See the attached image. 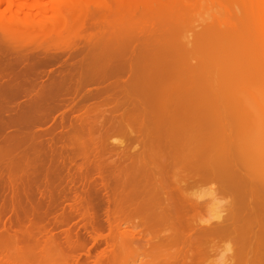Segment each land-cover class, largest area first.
I'll return each mask as SVG.
<instances>
[{"label": "bare ground", "instance_id": "6f19581e", "mask_svg": "<svg viewBox=\"0 0 264 264\" xmlns=\"http://www.w3.org/2000/svg\"><path fill=\"white\" fill-rule=\"evenodd\" d=\"M26 1L27 0H0V5L1 4L2 5L3 4L5 5V6H3L2 9L0 7V18L2 20H4L5 17H6L5 15H7L6 14L7 11L10 12L11 14H13V16H14V12L16 13V12H19L20 10H23V11H20V13H22V15H23V13H24V15H26V14H28L27 11H30V9H29L30 7L33 8V9L36 7V9H37V15L40 14L39 16L40 17H43V21L45 19V16H47L46 11H48V13L50 12L51 13L50 16L48 18H46V19H48L51 24H54L53 26H56V24L58 25L60 23L61 19L63 20L65 18V17L62 18V16L64 15L63 14V12H64L63 11L64 10L63 5L62 6H60V5L61 4H64V1L66 3V6L69 4V3L66 2V1L69 2V0H58V1L55 0V2H51L49 6H46L45 5V2H43L42 0H38V1L35 0V4L33 2L34 0H31L33 2V4H32V2H30V0L27 1V2ZM28 2H30L31 4L28 3ZM152 2L153 1H151V2L149 1L150 4L149 3H147V4L151 5ZM158 2H160V1H158ZM243 2L244 3H247L251 7L256 6V10L255 11L252 10V12L255 15L256 19L258 20V22L261 24V26L263 25V27H261V29L263 28V30H264V0H244ZM153 3H155V1ZM244 3H243V5H244ZM102 4L105 5V6H107L106 3H102ZM169 4H168V7H169ZM27 7H29L28 8L29 10L27 9ZM23 8H25L27 10L26 11L27 13L24 12L25 10ZM172 8L173 7L170 6L169 9H172ZM166 9H167V5H166ZM169 9L166 10L167 11L166 13H167V16L169 15V17L171 18V15L168 13V10ZM30 12H32V9H31ZM242 12L240 11L239 13H242ZM246 13L247 12L244 11V15L243 16H248L250 18L253 16V15H251V16L250 15H247ZM18 14H16V15H18ZM163 14L166 16V14L164 12H163ZM234 15H235L234 16L235 19L238 18L237 14H234ZM10 16H12V15H10ZM30 16H33V14H31ZM35 16L36 15H34V17ZM151 16L149 15L146 18H148V17L150 18ZM8 17L5 19L6 20L5 23L8 22V21H10V20H8ZM28 17H29V15H27L26 18L28 19ZM10 18H12V17H10ZM115 18L117 19L118 17H115ZM240 18H242V17H240V14H239V19ZM250 18H247V19H250ZM20 19H22V18H20ZM20 19H18V21ZM153 19H155L157 21L156 17L153 18ZM171 19L173 20V22L175 20H177V19L174 20L173 17ZM242 19H244V18H242ZM242 19L240 21H242ZM252 19H255V18H252ZM2 20H1V23H4V22H2ZM13 20L14 21L16 20L15 17H13L12 21ZM133 21H134V23H136L139 20L136 21V19H133ZM133 21H131V22H133ZM180 21H181V19H180ZM19 22H23V21L20 20ZM69 22L70 21H68V23ZM148 22H149V20H148ZM5 23H4V25L3 24H0V27L1 26L4 27L5 26ZM23 23L26 24V22H23ZM63 23H64V21H63ZM63 23H61V26H64ZM174 23H176V21ZM242 23L246 24L243 21H242ZM252 23L250 22V25ZM12 24H15V23H11V25H9L10 26L9 27L8 26V23H6V25L8 26L9 31H8V29L6 27H4V30L2 29L3 31H0V33L2 34L0 36V38H1V41H0V59H1V61L0 62H2V60L5 59L4 57H7L9 59L8 56H10V59L11 58L14 59V60L12 59L11 61H13V62L15 61L14 63L9 61L10 63H12V64H10L11 66L9 65V68L12 69V67H13V69L10 70V72H12V74L8 72L9 71V68L2 67L3 66L2 65L3 63L0 66V69H1V67L3 68V70H4V68H5V70L8 69L7 72H4L3 70L2 71L0 70L1 71L0 72L1 73L0 74V88H2V89H0V93L1 94L6 93L8 91L7 89H9L10 87L7 88V86H12V87L15 86V88H13V90H15L16 88L19 89V88H23L24 86H26V87L23 88L26 91L27 90L26 88L29 87V84L27 85L26 82H28V81H25L24 82V80H26V79L29 78L28 77V74L30 75L31 72H34L35 71L34 70L35 68H32L33 71H31V72L29 71L30 70V68H29L30 67V63L33 60H36L37 61V58L36 59L35 58L32 59L34 57V54L32 53L33 54L32 55V54H30L31 52H29V50L31 49V48H29V46H30L29 43H26V44L24 43L23 44L24 45L23 47L25 48V50L27 49V52H29L30 55H32V57H31V60L32 61L29 60L30 59V55L29 54H26L27 52L26 53H22V54H19L18 51H17V53H15L16 51L14 52V49L15 48L17 50H20L19 46H17V45H22L21 43L18 44V42L20 41V39H22V41H23V38L26 37L27 40H30L31 39V42L29 41L30 43H33V41H35V45H39L37 47L35 45H33L35 47H32V48H35V50H36V48L40 47V45H41V44H38V42H41V40L40 41H38V40L42 36V34L40 36V33H42V32L40 31L41 29H39V25L35 26V24L34 25H31L30 24L31 29L28 28V27L26 29V27H25L26 25L25 24H22V26L25 25L24 27H25L26 30L25 29L20 30L21 29L20 28V25L21 24L19 25L18 23H16V24H18V28H17V25H16L15 28H13L14 26ZM39 24H40V22H39ZM70 24H73V23L70 22ZM70 24L67 25V23H66L67 28H68V26L71 27ZM244 24H242L240 26L242 27ZM112 25H113V23H111V26L110 27H112ZM117 25L119 27V24H117ZM247 25H248V28H246L247 26L244 27L245 28L244 30H247L248 29L245 32H239L240 30L237 31L239 29L238 27H240V26H238L237 27L238 28L237 30H235V29L234 30H230L227 33L225 32L226 34L224 33L223 35H222V32L220 33L221 30H219V29L214 30L213 29L215 32L218 31V33L220 34V37H223V39L219 37V34L218 33H216L218 35V38L213 35L214 33L204 32L205 33L204 34L203 31H207V29H203V31H199V32H202L203 33L201 35V37H200V34L201 33L198 32L199 33V35H198V33L196 32L197 36L195 34V37L197 39H198V37H200V40L198 39L200 42L199 43H196L197 40L195 39L194 41H196V42L195 43H192L193 46H194V44H196L195 48L198 46V49H195L194 50L197 53V54H195L196 56L194 55V58L192 56V59L190 60V62H194L193 65L190 64L189 62H187L186 60H184L185 57H184L183 60H182V58L181 59H178L179 58L178 56H180L181 53L178 52L179 50L177 48L175 49L176 51L174 50V46L171 43V41H170V43H171V46L172 47H170V43H169V40H168V44L169 45L168 44L167 45H168V47L170 49V50L168 49L170 51V53H168L166 51L167 49H165L164 51L167 54L166 55L165 54L163 55V53H165V52L163 50H161L162 48L160 49V53L164 57L166 56L165 57L166 59H167V56H168V59L167 60H169L170 58H171V60H169V62H166V63L163 62V65L160 64V66H161L160 67V66H157L156 63H160V62H162V60L159 59L160 62H157V61L155 62L154 60H155V56L156 55L155 56L153 55L154 56L153 57V59H154L153 61L155 62V64H154V62L152 60L148 61L149 63L150 62L153 63V65H151V67L152 66L153 67L150 68V70L153 69L151 71V73H150L149 68L148 69L145 68L146 70L145 69H141V70L135 72L134 70L138 66H135V64H133L132 62L137 63V61H136L137 57H136L135 61H132L133 58L130 61V57H132V55L130 53H129L130 56L128 55V53H127V55L129 56V61L132 63V65H131V63H129V61L127 62L128 63L127 65H131V68H132V66H134L135 68L133 67L134 70H132L134 72H132L131 70H130L131 72H129V70L127 71V70H120V69H118V70H120L119 72L122 71V73H119V72H117L118 70L116 68L115 69L113 68L114 67V64H111V65H113V67H108V63L106 62V59H108V58L106 57L107 55H105V53H104L105 51H101V52H103V54H102L101 57L97 56V54H95L94 52H92V56H90V57H94V55H96L97 56V59H98V57L100 59H102V58H104L103 55H105V58L106 59L104 58L105 60H103V64L105 66L102 65L104 68H102L100 70H96V68L99 65L98 64L96 65V63H93L94 61L92 62L93 63L92 64L91 61L88 60V59H90V58H88L89 57L88 56L87 57L88 58L87 60L89 61V64L92 65L93 69H92V67H91V69H89L85 65L84 67H86V70H84L85 68L83 69V67H82V70H84L85 72L84 71L81 72V74L79 75V77H77V79H75V80L74 79L72 80L71 77L70 78H67L68 80H65L66 78L63 77V76H66L67 77L68 75H71L72 74V73L71 74H68L69 72H72V70L69 69V67H68V69L70 71L66 72L67 75H63V76L61 75L63 78L61 76H58L59 73L57 75H53L54 72H55V70L53 69L54 72H53L52 76H54V77L58 76L57 78H62L61 81H62V84H64L63 86H65V88H66V92H71L72 93V90H73V92L75 90L74 94L75 93L76 94H79L78 92H81V93L83 92L85 94L84 98L86 100L89 99V98H93L96 101V102H92V104L85 101L86 104L84 103V104H81V105L77 106V110H79V112H80V110H82V111L80 113L77 112V115L75 116V118L72 117L74 119V121L72 120L73 122L70 121V124L67 123L68 124L67 125L68 127H69V125L71 126L70 127L71 129L68 128L71 131L70 130L67 131V129L65 127L64 129H65V131H67L65 134H64L65 131L63 133H61L62 131L59 133L61 136L59 134H57V137H59V136L60 137H63V138H60L59 137L60 140H62V139L63 140H62V143L61 144L58 142V144H59L58 147L59 148H57V149L60 150L61 153H62V151L69 150L70 148H73L74 151H75V149L78 150L80 148L79 151L84 156L83 152L85 153L86 149H90L92 147L93 148L92 149L93 151H94V149H96L94 152H96V151H98L100 149V151L102 152L101 153V156H103L102 154L103 153L105 154V151H107V150H105V151L103 150L106 147V145L103 144L105 142L103 140L104 139L103 137L111 134L110 132H112V133L119 132V133L124 134V136H128V138L126 139V140H128V145H126V147H123L122 150H120V149L118 150L120 152V154H121L120 156L121 157L123 156L121 158L118 155L119 158H120L119 160H121L122 162H125V160H127V163H125V164L123 163V166H121L122 163H120V165L119 164L118 165L116 164L117 165L116 168H115V165H112V166H114L112 168H110V166H109V168H110L109 169V171H110V174L109 175L111 177L110 178V177H108L109 176L108 174H107L108 176L105 175L106 173H109V172H107L108 171L107 170L108 169V164L106 166L107 168H105L107 171H105V169L103 168L105 165L103 166V164L102 165L100 164V163H104L103 162L104 160L102 162H100V159H99V157H100L99 153L100 152L99 153L96 152V154L98 153V157H96V158L100 162L99 164L98 163L95 164L96 167L99 166L97 168L95 166L92 167L93 164L92 165L89 164L91 166V168L90 167H87V168L86 167H83V166H86L85 165L86 163H84L83 161L86 159L85 162H87L90 159V156L89 155L86 156V158L84 157L85 159H83V161H81L82 163L79 164L77 167L75 166L76 169L74 171V172H77L76 173L77 175L78 174L81 175V176L80 175L78 176V177L81 178V179L79 178V181L81 180L80 181L81 182L80 185L82 186V188H80L81 190H79V192L76 193L75 191L72 192V190L69 189L70 188L69 186H68L69 188L66 189V190H71L72 194L74 193L73 195H68L67 193H70V192L69 191H66L64 188H62L63 191H62V189H59V190H61L63 192V194H62V192L59 193L58 190H57V192L54 191V190H52V189H54V187L53 188L51 187L52 186V183L47 182V180L44 177V183L45 184H48L49 183V185L51 184L50 186L48 185V187H49V189L47 191L48 194H47V192H45V194L49 198L46 195H45V197H47L48 199L52 200L51 199L52 198L51 196L54 195V192H56V194L57 193H59L60 195L62 194L63 197L62 198L60 197V199H63V200L64 199L66 200L65 197H67V199H68V197H70V198L74 197V199L76 197V201L75 200L73 201V198L70 200L72 203L68 204L69 207H68V211H67L68 213L67 214H69V216H70L69 217V220L72 219L71 217L74 218V216H76L77 218H78V216H79V218L81 217L80 220L81 219L83 220V222L81 224V226L83 227V230H84V233L83 234L78 231L79 230L78 229L79 226L73 228L72 226H69L72 223H70V222H69L70 224L67 223L68 220L66 221V218H67L68 215L65 214L66 213V211H65L66 210L65 209L66 206L65 207L61 206L62 207L61 208L60 205H59V203H57V202L54 203L52 201L55 204V207H54L53 210H49L47 208H50L51 206H54V204L52 205V202L46 198L48 200V202H46L47 204L45 205V209L43 208L44 211H46V209H47V211H49L48 214H51V212H52V214H54L53 211H55V208L58 205H59L58 207H60V209L62 211L59 212V213L56 212L53 215V216H55V218L53 217L54 220L52 219L50 221L53 226L50 228V226L48 225L50 222L48 221L49 223L47 222L48 224L47 223L46 224L49 226V228H46L45 229L44 228L45 225H42L43 223L41 224L40 223L41 221H38L40 218H38V219H33V218L34 217L36 218L35 214L36 215L37 214L38 215L40 214L42 216V213H38V212H41V211H38L39 210L38 207H41L42 208L41 203H43L42 201H44L46 199H44V200L42 199V201L39 200L41 202H40V204H36L37 206H35L33 204V206L35 207L34 208L32 206V203H34L35 201L32 202L33 200H30V198L33 197V196H37V195H34V194L31 193L32 196H31V194L29 196V193H30L29 192L27 195L30 198H28V199L26 198L27 201H25V202H28V200H30L31 203H29V205L30 204L31 205L29 207V210H26V209H28L27 208L28 206L26 208L20 209V206L22 207V204L24 205V202L23 201H22V204H19L21 202L20 201V197L19 198L18 197H15V196H17L16 194H13L12 196H14V197H12V198L10 196L9 202L11 201V199H13L12 204L9 203V202L8 203H5L4 202V203L7 206L9 204L8 207L10 209H11V206H12V209L11 210L9 209V210L12 211L13 213L18 214V217H19V215H21V218L19 217L20 219H18V218H16L17 215L13 214L14 217H11L9 219L10 225H9V222H8V224L5 222L4 225H3V222L4 221H2V223L0 222V232H1L0 234L2 236V234L7 231L6 230L7 228L10 227L9 229L11 230L14 227V229H16V230L13 229L12 230L13 232H12V231H9V229H8V232L9 233L8 232H6L8 234L5 233L6 235H9V237L12 235V233L15 235V236L12 235L11 236L12 238L10 237L11 238V241H13V243H11V245L13 244V246L14 245L16 246L15 241H17V242L19 241L20 242V240L23 241L22 239H26V240L29 239L25 243L26 246H24V245L22 246V247H25V248H21V247L17 246V247H19L22 250L24 249V252L25 253L22 252L19 248H17L16 250L19 249L20 250V253L21 252L24 253V254H26V253L28 254L29 253L28 255H25V256L23 255L24 257H26V259L23 257L25 259V262H24V259H21L22 261L21 262H18L19 264H22V262H23V264L24 263L25 264H27V263L28 264H37V263L38 264H45V263L46 264H80L79 263L80 261L77 260V256H79L80 253H76L75 255H72L70 253L72 251H74V250L77 251L78 249H80V250L82 249V250L85 251L84 252L85 254H88V249L89 248L86 247V242H87L86 236H88L89 239H91L93 243L99 242V241L102 240V242H104V244L106 245V247L101 251V253L99 254V256L95 257L92 261H84L81 264H129V263L130 264H133V263L135 264V261L133 262V260H132V262L127 263V260H126L127 258H125L126 255L123 257L122 256L123 255L122 252L125 250L124 252L127 251L126 252V254H127L129 251L130 252L132 251L131 254L133 255V253H135L133 251H135V249L137 251V249L140 248V246L137 245L139 243H143V244H141V246L142 245L145 246L147 243L152 244L151 246H153V247H151V248L156 247V244L158 246L164 245L163 246V248L165 249V252L164 253L166 254L167 253V250L169 248L170 251L169 250L168 251H169L170 254L167 253L166 255L169 256V257L168 258H167V256L164 257V259H161L162 261L160 260V261H155V262L154 261H152V262L150 261L149 262V260H148L147 263H145V262H142L140 260L141 263H138V264H206V262L204 261V259H206V257H208L207 256V252L209 253V245L211 244L212 241H214V240L217 241L216 239L217 238L219 239L220 236H221V238L225 237L226 239H231L233 241V243L235 244V246H236V257H235L236 264H264V146L263 147H260V146H262V144H264V143H262L263 140L261 141V139H264L262 137L263 136V133H264V131H262V129L264 127L263 126L264 125V117H263L264 114H263V116L262 115H259L258 112H255L256 109L254 107H252L253 109H248V108H245V106L244 107L242 106L243 109L242 108H238L237 109L236 104H235L236 102H239L240 99L242 98L241 99V104L246 103L244 105H247V103H248L249 105H253L254 103L252 104L251 102H248V101L246 102V100L248 99L247 98L248 96L247 97L245 96L247 99L245 97L243 98V93L245 94V92H246V95L249 92H250V94L251 93L253 94L254 93L252 91L253 89L252 90H250V89L251 88H254V86H255L254 84L259 85V87H262V85L264 86V51L260 49L261 47H259V48H256V51L253 52V50H255L254 47H256L255 46L256 43L258 42V40L260 39V36H262V35H259V31L260 30H258L257 31L258 32V35H259V38H258L257 37L258 35L256 33L255 34L253 33V32L256 31V30L253 29L255 26H253V25L252 26H249V24H247ZM257 25H258V23H257ZM27 26H29V25H27ZM32 26H35L39 30L38 29H35L36 32L33 31L34 29H32ZM212 26H216V25H212ZM41 27L42 26L40 24V28ZM59 27L60 26L58 25V27H56V28H59ZM153 27L154 26H152L151 27V30L150 29L149 30L152 31V28ZM11 28H13V29H11ZM53 28H55V27H53ZM108 28H109V26H108ZM142 28H144V27H142ZM212 28L213 27H211L210 29L212 30ZM10 29L12 31H10ZM55 29L52 30V34H53V35H51L52 38H54L53 37L54 36V33L57 31V29L56 30ZM68 29H70V28H68ZM111 29H114V28L112 27ZM164 29L167 30V28H164ZM59 30L60 29H58V31H57L58 33H60ZM66 30H65V32H67V33L64 32V29H63L62 33L63 34L65 33L64 35L65 36L67 35L69 37L70 36L69 34L71 33V30H69V31H66ZM136 30H141V28L140 29H136ZM226 30H228V27H226V29L224 31H226ZM53 31H54V33H53ZM116 31H118V28H116ZM162 31H164V30H162ZM32 32H33V34H32ZM34 32L37 33V34L39 33V34L37 35ZM111 32H112V30L110 32H108V33L110 34ZM141 32H143V31H141ZM145 32H147V31H145ZM230 32H231V34H228ZM112 33H113V35L115 34V32H112ZM43 34H44V32H43ZM109 34H108V36H111L112 35V34H110V35ZM156 34H157V32H156ZM178 34H180V33H178ZM252 34H254V35H252ZM141 35H143V33ZM144 35H145V33H144ZM65 36H62V37L63 38H66ZM212 36H214V37H212ZM122 37L124 38L125 35L122 36ZM263 37H264V35H263ZM36 38H38V40ZM123 38H121V39L118 38V40L116 38L115 41H112L113 49L115 51L112 49L113 51L110 52L111 55H113L114 52L117 53L119 50H121L124 53V51H123L124 48H122V47H123V43H126V41H123ZM164 38H165V36H164ZM212 38H214L215 40L214 39L212 40ZM216 38L218 39V41H217ZM256 38H258V40ZM99 39L102 40V37L100 36ZM108 39H110V38H108ZM219 39L220 40L222 39V41L224 40L223 42H224V44H226V46H225L226 47V50L228 48V51L229 52H227L226 50L221 49L222 46H220V45H222L223 42L222 41L220 42ZM100 40H99V43H97V44H100V42H101ZM146 40H148V39H146ZM201 40L203 41L202 43H201ZM178 41H179V39H178ZM260 41H262V40L260 39ZM52 42H51V44H52ZM110 42L111 41H109V43L108 42L107 43L104 42L103 44H104V46H106V44L108 46L110 44ZM147 42H149V41H147ZM259 42H258V44H260ZM42 43H43V41H42ZM54 43H57V42H54ZM95 43L93 42L92 43V46ZM200 43L202 44V46H200ZM143 44L146 45V43L144 41H143ZM47 45H48V43H47ZM47 45H46V47L48 48ZM42 46H44V45H42ZM68 46H69V44L67 45V48H68ZM101 46H103V45L101 44ZM119 46H120V48H119ZM128 46H129V44H128ZM132 46L134 47V43H133ZM132 46H129V48L132 47ZM135 46H136V44H135ZM20 47H22V46H20ZM93 47H95V46H93ZM110 47L112 48V46H110ZM165 47H167V46L165 45ZM199 47H201V48H199ZM229 47H231V49ZM82 48L83 47H81V49ZM171 48H173V49H171ZM70 49H72V48H70ZM133 49H131V50H133ZM137 49H138V47H137ZM257 49H260L261 51L259 52V51H257ZM197 50H198V52H197ZM199 51L202 52L203 58L205 60V63H206V61L209 62V60L210 61L213 60L214 57H215V60L216 59H219L221 55L222 56H221L220 59H222V58H224L223 55L224 54L226 55L228 53L225 56L226 58H224L225 62H227L226 64H225V62H224L223 59H222V61L224 63H222L221 60H218L217 61V62L220 61L222 63V65L224 64L223 68H225V66H227L226 69H223V68H221V66H219L224 71V72H222V74L218 72L221 75V78H220V76H219V78L216 76L218 79L213 77L214 79L211 82H209L208 75L210 73L209 72L210 67L208 69L207 67H205V65H203L204 64L203 63L204 60L202 61V59L199 58V56L201 55V54H199ZM22 52H24V51L22 50ZM101 52H99V53H101ZM142 52H141V54L144 53V52L143 53ZM148 52L150 53V51H148ZM148 52L147 53H144V54H146V56L144 54L143 55L145 57H148L149 56V58H150V56H152V55L148 54ZM255 52H258V53L255 54ZM20 53H21V50H20ZM36 53H38V52H36ZM116 53L114 55H116ZM119 53H120V51H119ZM39 54L42 55L43 53H40L39 52ZM47 54H49V53H47ZM141 54H140V56H141ZM168 54L169 55H172V56L169 58V55ZM177 54H179V55H177ZM41 55H39V56H41ZM52 55H53V53H52ZM127 55L125 53L126 58H128ZM39 56L36 55V57H39ZM44 56L42 55V57H40L39 59H42ZM96 56L94 57L95 59H96ZM217 56H219V58H216ZM227 56H229V57L227 58ZM46 57L44 58V61H43L44 63L46 61H48V62L45 63L46 66L44 65L45 68L48 67V63L52 62L51 60H49V58L51 59V57H49L47 59H46ZM54 57H52V58H54ZM157 57L160 58L159 55ZM180 57H182V56H180ZM231 57H233V58H231ZM57 58H58V56H57ZM39 59H38V61H39ZM45 59H46V61H45ZM97 59H96L95 62H98L99 61V59L98 60ZM151 59H152V57H151ZM226 59H227V61H226ZM238 59H239V61H237ZM28 60H29L30 63L29 62L26 63ZM90 60H94V59L92 58ZM138 60H139V58H138ZM200 60H201V62H200ZM228 60H230V61L228 62ZM231 60L232 61H235V62L231 63L232 62ZM53 61H55V60H53ZM88 61H87V63H88ZM107 61L109 62V59ZM178 61H180V62L186 61V66L187 67L189 66L188 67L189 69L187 68L189 71L184 69L185 71H188L189 72V73H187L186 76L181 75V72H180L181 71V67L184 66V63L181 65V63L178 62ZM4 62H7V61H4ZM23 62H24V64L22 65ZM40 62H42V60H40ZM40 62H38V63H40ZM59 62H60V60H59ZM139 62L141 64V61H139ZM146 62L147 61L142 62V63L147 65L148 62L147 63ZM213 62L214 61H212L211 63H213ZM220 62L217 63V64H221ZM110 63H113V62L110 61ZM13 64L14 65L15 64H18L16 66L17 67H20L21 69L23 68V69L21 70L20 68L15 67V69L16 68L17 69L14 70V65ZM52 64H54V63H52ZM56 64H57V62H56ZM187 64H190L192 66L190 67V65H187ZM229 64H231V65H229ZM233 64H234V66H232ZM93 65H95V66H93ZM155 65L157 67H154ZM65 66L66 65L64 64L63 67H65ZM71 66H70V68H71ZM81 66H82V63H81ZM145 66L143 65V66H141V68L142 67L144 68ZM148 66L150 67V64H148ZM229 66H230V68H229ZM99 67H98V69H99ZM184 68H186V67H184ZM17 70L19 72L18 74H17ZM39 70L41 71L42 68L39 69ZM67 70L65 69V71H67ZM13 71H15V73H13ZM21 71H22L23 75L25 73V76H27L26 78H25V76L16 78V76L22 75ZM23 71H25V72H23ZM63 71H64V68L62 69V72ZM65 71L63 72V74L65 73ZM124 71H127L126 74H125V75H127L126 77L124 75ZM225 71H226V74L223 75L225 73ZM3 73H5L6 75L3 74ZM36 73H38V70H37ZM48 75L51 76L49 73H48ZM20 78H23L22 79L23 81ZM35 78L34 77L32 78L33 81H34V86H36V84L39 82V81L38 82L35 81ZM37 78H38V76H37ZM41 78L44 79V77L42 75H41ZM49 78H51V77H49ZM74 78H75V75H74ZM32 79H31V81H32ZM52 79H54V78L52 77ZM52 79H49L50 83H48V84L51 85V83H54L53 82L54 80H52ZM106 80H108L109 82L107 81L108 83H106L105 82ZM207 80H208V82H207ZM31 81H29V82L31 83ZM33 81H32V83H33ZM41 81H43V80H41ZM45 81H43L42 84H40V85L41 86L42 85H46L45 84L46 83ZM74 81L76 83H80L81 85L80 84H75L76 87L74 85L75 89H73V87L71 85L74 84ZM103 81L105 82V85L104 86H102V85L98 86V84H100V83L102 84ZM47 82H48V80H47ZM89 82H93V83L94 82L95 83L97 82L98 83V84L96 83L97 86L94 88L95 90L92 91V92L88 91L89 89H85V87H84V85L87 84V83H89ZM158 82H162V83L164 82V86H163V84H161L163 86V87L161 86L162 89L159 88V87L157 88V85L156 86L154 85V84H157ZM241 82H242V84H243L244 87L242 86ZM244 82L247 85H245ZM48 84L46 86H48ZM18 85H20V87ZM57 85L55 83V86L56 87H57ZM78 85H79V87H78ZM82 85H83V87H82L83 89H80V87ZM240 85L242 86L241 88H239ZM251 85H253V86L251 87ZM1 86H3V87H1ZM4 86L6 87V90H5V87ZM31 86H33V85H31ZM51 86L53 87V85H51ZM12 87L10 88V92L13 93ZM30 87H29V89H30ZM71 87H72V89H71ZM249 87H251V88L248 90ZM259 87L256 86L255 88H259ZM43 88H46V87L44 86ZM49 88H48V90H49ZM56 89H58V87ZM1 90L2 91L5 90L6 92L4 91L2 93ZM40 90H41V88H40ZM44 90L45 89L41 90L40 93L42 92L44 94V92H43ZM254 90H256V89H254ZM18 91H21V89L18 90ZM87 91H88V93L86 94L85 92H87ZM185 91H187V92H185ZM262 91L263 92L261 94L264 93V90L263 89H262ZM15 92L16 91H14V93ZM21 92H22V96H23V94H25V92L24 91H21ZM21 92H18L19 95H21ZM37 92H39V91L37 90ZM37 92H35V93L37 94ZM49 92H51V91H49ZM65 93H63L62 95H64ZM183 93H185V96H186V93L189 94V100L190 101H188L189 103L187 102V104L185 102V104L187 106H185L183 104V102H182V100H183L182 97L184 95ZM54 94H56V93H54ZM54 94H53V96H54ZM132 94H134L132 96L133 98L130 97ZM147 94H149L150 96L153 97L152 98L153 99V102L151 104H150V100L148 102L149 104H146V103H144L145 101L143 100V98H141V97H144V96L146 98V95ZM12 95H14V94H12ZM29 95H31V93L27 95V98L28 97H33V96H29ZM40 95L41 94H39L38 96L40 97ZM50 95H49V98H51ZM62 95L59 98H63ZM142 95H144V96H142ZM180 95L182 96V97H180L182 100L180 98H178ZM0 96L2 97L3 95H0ZM9 96H11V93L9 94ZM15 96H18V94H16ZM24 96H26V95H24ZM43 96L45 97L46 94H44ZM228 96L230 98H232L231 96H233V100L232 99H229ZM262 96H264V94ZM7 97H4V99H7ZM46 97H45V99H46ZM9 98L10 97H8V99ZM12 98H13V96H12ZM33 98L35 99V97H33ZM41 98L44 99L43 97H41ZM59 98H58V100H59ZM55 99H54V101H55ZM185 99L183 101H185ZM236 99H237V101H236ZM260 99L262 100L263 98L261 97ZM36 100L37 99H35V101ZM225 100H226V102H224ZM234 100H235V102L233 103ZM30 101H32V100H30ZM30 101H27V103H29ZM35 101H33L32 103H35ZM56 101H55V103H56ZM6 102H8V101L6 100ZM2 103L3 104H6V105H9V104L4 103V102H2ZM2 103H1V105H3ZM180 103L183 104L185 107L182 106ZM224 103H225V106H224ZM260 103L257 101V104H259L258 106L262 105L263 102L261 104ZM18 104H20V103H18ZM25 104H26V102H25ZM46 104L47 103H45L44 105H46ZM57 104L58 103H56V105H54V104H52V105H53V107L55 106L56 108H58L57 107ZM108 104H110V105H108ZM234 104H235V110H234V107H233ZM239 104H240V102H239ZM106 105H108V106L106 107ZM226 105H228V106H226ZM229 105H230V107H229ZM3 106H5V105H3ZM28 106H29V104H28ZM53 107L50 106L49 108H52L53 109ZM55 107H54V109H55ZM255 107H257V105ZM69 108H70V106H69ZM225 108H226V110H229L231 108L229 110L230 112H227L225 110ZM263 108L264 107L262 106L261 109H263ZM52 109H49V110L52 112ZM236 109H237V111H236ZM261 109H257V110H259V112H261L260 111ZM13 110H16V109H13ZM24 110H26V109H24ZM18 111H17V113L21 114L20 112H22V111H19V112ZM12 113H14V111ZM257 113H258V116H262L263 119L261 117L260 118L263 121L259 117L258 118L260 120L257 118V116H256ZM13 115H16V114L14 113ZM48 115H50V114H48ZM16 116H14V117L16 118ZM14 117H13V119H15ZM37 117H38V114H37L36 117L33 116V118H35V119ZM41 117H42L41 118L42 119L41 121H43V115ZM48 117H50V116H48ZM51 117H52V115H51ZM5 118H4V120L1 118L3 122H2V124L0 123V125H2V126L5 125L6 126V123L5 122H8V120H6L7 118L6 119ZM31 118H30V120H31ZM253 118L256 119V120L257 119L259 120V121L257 120L256 123L255 122L254 123H255V125L257 123H260L261 126L260 125H257V126H260V128L262 127V129L259 130L261 132L258 131V133H256V131L254 129L255 125L252 123L254 121ZM38 120L40 121L39 118H38ZM38 120H37V122H39ZM59 120L61 121V119H59ZM10 121L13 122L12 121V117H11V120ZM14 121H16V120H14ZM66 121H68V120H66ZM19 122H21V121H19ZM261 122H263V123H261ZM29 123H31V121H29ZM39 123H41V122H39ZM17 124H19V123H17ZM252 124L254 125V127L251 128ZM20 125H22V124H20ZM235 125L237 127H234ZM5 126L3 128H5ZM54 126H56V125H54ZM13 128L11 126V129H13ZM17 128H19V127H17ZM32 128H30V129H32ZM53 128H52V130H53ZM250 128H251V131H250ZM255 128H257V127H255ZM260 128L258 127L257 129H260ZM0 129H1V127H0ZM35 129H38V128L35 127ZM49 129H50V131H48V133L51 132V126H50ZM72 129H73V131H72ZM2 130L3 129H1V131ZM16 131L17 130H15V132ZM22 131L24 133V129ZM31 131H35V130L33 129ZM41 132H43V130L40 131V133ZM68 132H69V134H67ZM85 132H87L88 137H85V135H84ZM250 132H251V134H250ZM254 132L256 133L254 135V136H256V138H255L256 140L255 139H252V134H254ZM11 133H14V132L12 131ZM0 134L3 135V134H6V132L4 131L3 133H0ZM72 134H73V138L74 139L72 138ZM258 134L261 135V136H259ZM7 135H4L5 136L4 138H6ZM10 135H12V134H9L8 136L11 137ZM22 135H24V134H22ZM22 135L19 136V134H18L16 136V134H14V136L15 137H18V139L15 138L12 135V137L10 138V140H13L15 138V140H16L15 143H18L19 144V142L21 141ZM37 135L39 136V134H37ZM50 135L53 136V134H50ZM54 135H55V133H54ZM65 135H67V136H65ZM77 135H79L81 137L78 136V138H77ZM8 136H7V138H8ZM46 136L47 135H45V137ZM70 136H71L72 140L69 139ZM89 136H90V139H89ZM49 137H48V139H49ZM57 137H56V139H58ZM257 137L258 138L259 137H262V138L261 139L259 138L260 139V141H259V139ZM0 138H2V136H0ZM24 138H25V136H24ZM29 138H30L31 142H32V139L37 140V138L35 136L32 139H31V137H29ZM79 138L82 139V141H80ZM85 138H87V140ZM56 139L54 141H56ZM75 139H77V141H79V143H80V144L78 142L75 143L76 146L78 144L80 145L79 148H77L78 146L77 147L75 146V148L73 147L74 144L72 142H74L73 140H75ZM257 139H258L259 142H257ZM17 140H20V141H17ZM88 140H89V142H88ZM252 140H255V141H252ZM57 141H59V139ZM57 141L54 142V144H55V147H53L54 148V152L57 150V149L55 150L56 146L58 145V144H56ZM0 142H1V144L4 143V142L6 144V141L3 138H2V141H0ZM9 142H12V141H9ZM37 142H39L38 145L40 144V147H41V143L40 142H42V141L41 140L39 141V137H38ZM51 142H53V141H51ZM83 142L87 143V145L85 143L83 144ZM257 143H260L261 145L260 144H257ZM18 144H14V145L12 144L11 147L10 146L9 147H4V148H6L5 149L6 150V153L9 154L8 156H10L11 159H13V160L10 159L11 162H16L17 161L16 163H18L19 162L18 161L19 158L17 160H15V161H14V158L16 159V157H19V155H20V157H22L23 156L22 153L24 151L26 153V150L25 149L24 150L21 149V146H20L19 148L23 152H21V150L19 152V148L17 147L18 148L17 150L19 152V155L17 154L16 157H14V158H13V156H11V153L14 151L13 149L15 148V145H18ZM35 144H37V143H35ZM29 145H31L30 141H29ZM43 145H45V144L43 143ZM51 145L53 146V143ZM88 145L90 147L84 148L85 146H88ZM112 145H113V143H112ZM256 145H258V146L256 147ZM4 146H6V145H4ZM25 146H27V145L25 144ZM25 146L24 147L22 146V148H25ZM32 146H34V145H32ZM103 146H105V147L103 148ZM62 147H64V150H61ZM65 147H66V149H65ZM114 147H116V146H114ZM1 148H3V147L1 146L0 147V150H2ZM4 148H3L2 151L5 153ZM73 149H70L69 150L70 151V154L68 152L69 156L71 155V150H73ZM81 149H84L83 152L81 151ZM47 150L48 149H46L45 152ZM77 150L75 151L76 153H73V151H72V153H73L72 156L75 155V154L78 155V156L77 155L73 156L72 160H75V157L76 156L77 157H80V158L83 157V156L80 155V152L77 151ZM113 150H115V148ZM7 151H10V152L12 151V152L10 153V152H7ZM32 151H34V150H32ZM48 151L50 152V150H48ZM18 152H16V153H18ZM54 152H53V154H54ZM108 152H111V151L108 150ZM13 153L16 154L15 152H13ZM20 153L22 154V156H21ZM0 154H3V153L0 151ZM5 154H3V156ZM33 154L36 157V154L35 153H33ZM37 154H40V152L38 151ZM56 154L60 155L59 153H56ZM85 154H87V153H85ZM96 154H94V155H96ZM65 155H64V157H65ZM0 156H2V155H0ZM25 156H26V154L24 155V157ZM72 156H70V157L67 156V157L68 158H71ZM64 157H62V158H64ZM37 158H39V156ZM68 158H66V159H67V161L69 163L72 160L71 159L68 160ZM93 158H95V157H93ZM96 158L94 160H96ZM123 158H126V159L124 160ZM45 159H47V158H45ZM5 160H7V159H5ZM5 160L2 161V163H6L7 161H5ZM8 160H9V157H8ZM21 160L23 161V159H21ZM55 160H56V158H55ZM98 160H96V161L98 162ZM22 161H21V163H22ZM43 161L45 162L44 158H43ZM49 161H51V160H49ZM113 161H114V158H113ZM0 162H1V160H0ZM58 162H59V160H58ZM92 162H95V161H92ZM118 162H120V161H118ZM35 163L36 164H40V163H37V162H35ZM35 163H33V164H35ZM114 163H116V161ZM11 164H13V163H11ZM18 164H16V166H18V168L20 169L21 167H19ZM33 164L29 163V165H27V167L25 166L26 164L24 166L22 164H20V166L22 165L23 167H25V169L26 168L28 169V166H29V168L31 167L33 169V167H32ZM8 165L9 164L5 165L7 167L4 166V170L7 169L8 167L9 168L14 167V171L13 172H15V171L17 172V168H15L16 166H14L15 164H13V166L11 165V167H10V165L9 166ZM89 165H87V166H89ZM35 166L36 165H34V169L37 168ZM56 166H58V165H56ZM49 167L54 168L55 165H54V167H52V166H49ZM58 167L59 168H56V167L55 168H56V170L58 169V172H59L58 174L59 175H60V171H61L59 169H64L63 167H65L66 169H68L67 166H65V165L61 166V168H60V166H58ZM2 168H0V169L3 170ZM51 168H49V169H51ZM88 168L92 169V172L96 171L92 175H94L95 173H97L100 176V179H99V176L97 174H95L94 176L97 175L98 178H96L97 177L96 176L95 179H94V176H93V178H91L92 176H90V178L92 179L93 183L91 181L90 182L89 181H86L89 184L83 182L84 179L88 180L87 177L84 178L85 176H88L89 175V174H87L88 172H90V175H91V171ZM101 168H103V169H101ZM19 169H18V172H19ZM25 169L22 170V168H21L20 170H22L23 172H25L24 171ZM45 169L47 170L48 168H45ZM86 169H87V171H86ZM111 169H112V171H111ZM12 170H13V168H11V172H12ZM38 170H40V169H38ZM8 171H10V170H7V172ZM35 171H37V170H34V175H35ZM42 171L44 172V168L42 169ZM51 171H53V170H51ZM51 171H50V174L52 173ZM102 171H103V173H102ZM7 172H5V173H7ZM13 172L12 173L8 172L7 174L8 175L14 174ZM104 172H106V173L104 174ZM29 173H30V175H33V174H31V173H33V170L30 171ZM29 173L27 172L26 174H29ZM48 173L49 172H47V174ZM55 173H56V175H58L57 172H55ZM85 173H86V175H85ZM7 174H6V176H8ZM23 174H25V173H23ZM38 174L36 172V176ZM43 174H45V173H43ZM101 174H104L103 177H106V176L107 177L106 178H103L101 176ZM51 175H53V173ZM10 176L12 177V175H10ZM14 176L16 177V175H14ZM19 176L20 175L17 174V178ZM43 176H46V175H43ZM47 177H48V175H47ZM59 177L60 176H58L57 178H59ZM14 178H13V180H14ZM36 178H34V180H36ZM62 178H64V177H62ZM11 179L10 180L7 179V180L9 182H11ZM21 179H22V177H21ZM25 179H27V178H25ZM31 179H30V181H31ZM60 179L61 178H59L58 181H60ZM67 179H68V177H67ZM69 179H71V180H69ZM69 179H68V181H70L69 183H71V181H75V179L72 180L73 178H69ZM97 179H99V180H97ZM37 180H38V178H37ZM64 180H66V178ZM203 180L205 182L207 180H209V181L212 180L213 182L216 180L214 183H217V185L219 186L220 190L223 191V192L228 193L232 197V205L230 207L228 216L225 218L224 223L223 224L214 225L212 228H199L198 227V225L195 223V219H196L195 213L198 212L195 208H196V206L198 204L196 205V203L193 200H191V199H186L185 198V195H184L185 192L190 191V189H188V188L190 187L189 185L191 183H193V181L195 183V181L196 182L197 181H200L201 182ZM51 181L54 182L53 179ZM9 182L6 181V183L11 184ZM42 182H43V180H42ZM64 182L67 183V180L64 181ZM1 183H3V182L1 181ZM15 183H17V182H15ZM15 183H13V184H15ZM37 183H36V185H37ZM54 183H56V182H54ZM58 183H60V182H58ZM85 184H87L88 186H86ZM91 184H93V185H91ZM39 185L40 184H38V186ZM18 186H19V184H18ZM57 186L58 185L56 184V187ZM59 186H62L63 187V185H61V183L59 184ZM191 186H192V184H191ZM15 187H17V186H15ZM43 187H44V185H43ZM10 188H11V186H10ZM10 188L8 189V191L12 192ZM18 188H16V189H18ZM35 188H37V186ZM22 189L23 188H21V190ZM29 189H28V191H29ZM40 190H41V192H44V188H42ZM49 190H52V192L53 191L54 192L50 194L51 191H49ZM55 190H56V188H55ZM0 191H2V189ZM32 191H33V193H36V192H34L35 191L34 189L31 190V192ZM15 193H16V191H15ZM20 193H22V192H20ZM91 193H92V196L94 195L93 197L99 196L101 199H103V197H106L105 198V201L104 200L103 201L100 200L101 203L104 202L103 208H105V209H103L104 210L103 211L104 212L103 214L105 215L103 219H102V216H101V218L99 217L101 214L100 215L99 214H96L97 213L96 211L98 210L96 208L97 205L95 204V209H93L94 208L93 205H91L90 202H87L88 199L92 197L90 195ZM3 194L1 193V195H3ZM43 194H40V195L42 196ZM56 194H55V196H56ZM59 194H57V195L60 196ZM100 194H102L103 197ZM1 195H0V197H1ZM49 195H51V196H49ZM23 196L21 197L22 199H23ZM77 197H79V198H77ZM87 197H88V199H87ZM31 199H33V198H31ZM39 199H41V198H39ZM95 199H94V201H95ZM2 200L4 201V198ZM14 200H19V202L18 201L17 202H14ZM53 200L55 201L57 199H53ZM3 201H2V203H3ZM39 201L37 200L38 203H39ZM89 201H91V200H89ZM100 202H99V204H100ZM105 202H107V204ZM2 203L0 204L1 205L0 206V213H2L1 212L2 210L1 209H3V212H5V208L7 209V206L4 203H3V205H5L6 207L5 206H2ZM87 203H89L91 207H89V205ZM56 204H58V205H56ZM26 205H28V204H26ZM47 205H49V207H47ZM31 206L33 208H31ZM36 207L38 208V210H37ZM198 208H200V206ZM20 210H23L24 212H27L28 211V213H27L28 216L26 214H24ZM35 210H37L38 212L35 211ZM40 210H42V209H40ZM18 211H20L22 214L20 212L18 213ZM47 211L46 212H43V213L45 214V213H47ZM193 211H194V213H193ZM31 212H32V214L34 216L31 214ZM33 212H35V214ZM93 212H96L95 213L96 215ZM29 213L33 216V218H32L33 221H32L31 218H29V219H31L30 220V225L28 226V224H29L28 223L29 222L28 219H27L28 222H26L27 225L26 224L25 225L20 224L21 219H23V217H24L23 215H26L27 218L28 217H31L29 215ZM44 214H43V216H44ZM48 214H47V216H48ZM57 214H58V216H61V217L58 218ZM65 215H66V217H65ZM196 215H198V214H196ZM26 216L24 218H26ZM41 216H38V217H41ZM8 218H9V216H8ZM12 218L14 220H12ZM16 219H18V222L19 223L17 222ZM47 219H48V217H47ZM25 220L26 219H23L22 222H25ZM34 220H37V221L35 222ZM42 220H44V219H42ZM102 220H104V222H106L105 223L106 224V227L105 228L107 230L106 233L101 232L102 231V227H104V225H105V224H102ZM13 221L16 222V225H15V223ZM71 221H73V220H71ZM38 222H39V224H38ZM64 223L67 226L65 228L63 227L62 229H59L58 230L59 233H56V230L57 229L55 231H54V229L57 228L58 226L59 227L62 226V225L64 226ZM74 223H76V222H74ZM74 223H73V225H74ZM5 224H7L9 226H7ZM19 224L21 226H23V227L19 226ZM37 225H39V227ZM2 226L4 228H6V227L7 228L4 229ZM15 226H17V227H15ZM25 226H28V227H25ZM31 226H32V228H31ZM36 226L39 229L42 228L43 230L40 229L41 231H39L38 228H36ZM20 229H22L24 231H22ZM33 229H37V230H33ZM2 230L3 231L5 230V231L2 232ZM19 230H20V232H18ZM106 230H104V231H106ZM27 231L29 232V234L27 233ZM21 232H23V234ZM41 232H43V233H41ZM20 233L24 237L22 235H20ZM33 234L35 236H36V234H38V235H37V237H35V236H33ZM40 234H42V236L45 235L44 236L45 239L44 238L39 239V237H42V236H40ZM6 235H5V237L9 240L10 238H8ZM17 235H19V236L17 237ZM28 235H29V237H28ZM30 235H31V238H30ZM57 235H59V236L57 237ZM60 235L61 236L63 235V236L60 237ZM5 237H4V235H3V237H0V239L1 238L5 239V240L2 239L0 241H5L4 243H6L7 242L6 241L7 239ZM19 237H20V239H19ZM59 237L60 238H63V239H61V240L60 239H56V238H59ZM32 238H34V239H32ZM214 238H216V239H214ZM36 239L39 240V241H37ZM26 240H24V241H26ZM33 240L34 241L36 240L35 243H34ZM41 240H43V241H41ZM29 241H30V243L33 241L32 242V245H30V243H28ZM61 241L64 242V243H62ZM220 241H221V239H220ZM8 242H10V241H8ZM36 242H38V243L40 242L41 243L40 244V247H39V245H37L38 243H36ZM27 243H28V245H27ZM144 243H145V245H144ZM0 244H2V242ZM8 245L11 246L10 244H7V246ZM33 245H34V247H33ZM41 245H42V247H41ZM135 245H137V246H135ZM13 246L11 248H13ZM0 247H1V249L4 248V247L7 248L6 245L5 246H1L0 245ZM26 247L28 248V250H25ZM32 247L35 248V250L32 249ZM5 248H4V251H7ZM166 248H167V250H166ZM1 249H0L1 257L3 255L4 256L3 259L4 258L6 259L7 256L5 257V255H4L6 252L3 254V249L2 250ZM141 249H142V247H141ZM143 249L145 250V248H143ZM160 249H159V251L163 250V249H161V250ZM12 251H14V248H13ZM37 251H38V253H37ZM39 251L42 252V253H39ZM33 252L35 254H33ZM141 252H143V250ZM161 254H163V253H161ZM132 255H131V258H132ZM138 255H141V254L139 253ZM127 256L129 257L128 254H127ZM29 257H31V258H29ZM29 259H30V261L32 259L35 260V261L32 260L31 263H30L29 262ZM37 259H38V261H37ZM130 259H128V260H130ZM6 260L9 261V259H6ZM134 260H135V258H134ZM0 261H1V258H0ZM1 263H2V261H1ZM3 263H5V261Z\"/></svg>", "mask_w": 264, "mask_h": 264}, {"label": "rangeland", "instance_id": "374dc122", "mask_svg": "<svg viewBox=\"0 0 264 264\" xmlns=\"http://www.w3.org/2000/svg\"><path fill=\"white\" fill-rule=\"evenodd\" d=\"M27 1H29V0H27ZM26 1V2H27ZM36 1H38V0H36ZM43 2H45V5L46 6H49L50 5V3L51 2H55V0H42ZM58 1V0H57ZM149 1L151 2V1H155V3H151V5H149L150 3H149ZM158 1H160V2H158ZM164 1V2H163ZM221 0H69V2L68 1H66L67 3H69L67 6H66V3H65V1H64V4H61L60 6H62L63 5V8H64V12H63V16H62V18H64L63 20L61 19V21H60V23L58 24L60 27L59 28H56V27H58V25L56 24V26H53L54 24H51L50 23V21L48 20V19H46V18H48L49 16H50V12L48 13V11H46V14H47V16H45V19H44V21H43V17H40L39 15H37V9H36V7L33 9V8H29V7H27V9L29 8L30 9V11H31V9H32V12H30V11H27L25 8H23L25 11L24 12H28V14H26V15H24V13H23V15H22V13H20V11H23V10H20L19 12H14V16H13V14H11L10 12H6V14L7 15H5L4 17H5V19L8 17V20H10V21H8V22H6V23H8V26L9 25H11V23H15V24H12L13 26V28H15L16 27V25H17V28H18V24L20 25V30H22V29H25V27H26V29H27V27L28 28H30L31 29V26H30V24L31 25H34L35 24V26H37V25H39V29H41L40 31L42 32V33H40V36H41V34H42V36L40 37V39L38 40V38H36L38 41H40L41 40V42H38V44H41L40 45V47H38V48H36V50H35V48H32V47H37V46H39V45H35V41H33V43H30L31 42V39L30 40H27V38L26 37H24L23 38V41H22V39H20V41L18 42V44L19 43H21L22 45H17V46H19V48H20V50H21V53H20V50H17L16 48L14 49V52L15 53H17V51H18V53L19 54H22V53H26L27 52V49L25 50V48L23 47L24 45V43L26 44V43H29L30 44V46H29V48H31L30 50H29V52H31L30 54H34V57L32 58V59H36L37 58V61L36 60H31V57H32V55H30L29 54V52H27L26 54H29L30 55V59L29 60H31L32 62L30 63L29 62V60L26 62V63H30V72L31 71H33V69L32 68H35L34 70L37 72V70H38V73H36L35 71L34 72H29L30 73V75L28 74V79H26V80H24V82L25 81H31V79L34 77H36L35 78V81H39L37 84H36V86H34V81H33V79H32V81H33V83H32V81H31V83L29 82H26L27 83V85L29 84V87L31 86V85H33V86H31L30 87V89H29V87H27L26 89V91L23 89L24 87H26V86H24L23 88H19V89H15V90H13V88H15V86H7V88H11L12 87V91H13V93L12 92H10V88L9 89H7L8 91L6 92L5 90H6V87H5V92L6 93H3L4 91H2V93L3 94H1L0 93V95H3L1 98H0V123L2 124V119L4 120V118L6 119V120H8V122H5L6 123V126H5V128H3L4 126H2V125H0V127H1V129H3L2 131H1V129H0V133H3L4 131L6 132V134H3V135H1L0 134V136H2V138L3 139H5V141H6V144H5V142L4 143H2L1 144V142H0V147L2 146L3 148L4 147H11L12 146V144L14 145V144H18V143H15L16 142V140H15V138H17L18 139V137H15L14 136V134H16V136L19 134V136L20 135H22V134H24V135H22V137H21V141L20 140H17V141H20L19 142V144L18 145H15V148L13 149L14 151L13 152H18V148L21 146V149H25L26 150V153H25V151L23 152L20 148H19V152H20V150H21V152H23L22 154H23V156H22V154H21V156L22 157H20V155H19V152L18 153H16V154H14L12 151V153L10 152V151H7V152H10L11 153V156H13V158L14 157H16V155L18 154L19 155V157H16V159L14 158V161L15 160H17L18 158V163H16V162H11L10 161V159H11V157L10 156H8L9 154L8 153H6V148H4V150H5V153L7 154H5L2 150H3V148H1L2 150H0L3 154H5L4 156H3V154H0V155H2V156H0V160H1V164H0V168H2L3 170H4V166L5 165H7V164H9L10 165V167H11V165L13 166V164H15L14 166H16V164H18L19 165V167H21L22 168V170L23 169H25V167H23L25 164V166L27 167V165H29V163H31V164H33V163H35V162H37V163H40V164H33V169L31 168H29V166H28V169L26 168L24 171L25 172H23L22 170H20L19 168H18V166H16L15 168H17V172H18V169H19V172L17 173L16 171V173L15 172H13L14 171V167H11V168H13V170H12V172L14 173V174H10V175H12V177L10 176V175H8L7 173L8 172H10V173H12L11 172V168H7V169H5L4 171L3 170H1L0 169V180L4 183H1V181H0V190L2 189V191H0V195H1V193L3 194V195H1V197H0V204L2 203V199L4 198V201H3V203L5 202V203H8L9 202V199H10V196H11V198L12 197H14V196H12L13 194H16L17 196H15V197H20V203L19 204H22V201L24 202V205L22 204V207L20 206V209H22V208H26L27 206V208L28 209H26V210H29V207H30V205H29V203H31L30 202V200H33L32 202H34V203H32V206H33V204L35 205V206H37L36 204H40V202L42 201V199L44 200V199H46L48 196L45 194V192H47L48 191V189H49V187H48V185H49V183H52V188L54 187V189H52L51 187V189L52 190H54V191H56L57 192V190H58V192L59 193H61L62 191H63V189L62 188H64L65 190L67 189V188H69V189H71L72 190V192L73 191H75L76 193L77 192H79V190H81L80 188H82V186L80 185L81 184V180L79 181V178L80 177H78L80 174H76L77 172H74L75 171V169H76V167L79 165V164H81L82 162L81 161H83V159H85L86 158V156H90V159L87 161V162H85L86 161V159L83 161L84 163H86L85 165L86 166H83V167H90L91 168V166L90 165H92V167H94L95 166V164L96 163H100V162H102L103 160V162L104 163H100L101 165L103 164V168L105 169V168H107L106 166H107V164H108V171L105 169V171H107V172H109V173H106V172H104V174L105 175H109L110 174V171H109V169L110 168H112V167H114V166H112V165H115V168L117 167V165L119 164L120 165V163H122V165L121 166H123V163L125 164V163H127V160H125L126 158H123L124 160H125V162H122L121 160H119L120 158H119V156L121 155L120 154V152L118 151L119 149L120 150H122V148L120 147L119 148V146L118 145H112V143H111V141H112V139L113 138H122L124 141H126L125 142V146L124 147H126V145H128V140H126L127 138H128V136H124V134H122V133H119V132H114V133H112V132H110L111 134H109V135H107V136H105V137H103L102 139L105 141H103L102 139V141L104 142L103 144H105L106 145V147L105 146H103V148L105 147V149H103L104 151L105 150H107V151H105V154L103 153L102 155L103 156H101V151H100V149L98 150V151H96V152H100L99 153V155H100V157H99V159H100V162H99V160L96 158V157H98V153L96 154V152H94L96 149H94V151L92 150L93 148L91 147L90 149H86V151H85V153H87V154H85L84 152H83V150L84 149H81V151L83 152V154H84V156L81 154V152L79 151V141H77V139H75V140H73L74 142H72L73 144H74V148H75V143L76 142H78L79 144L76 146L77 148H79L78 150L77 149H75V151L77 150V151H79L80 152V155L81 156H83L82 158H80V157H77L78 155L77 154H75V155H77L76 157H75V160H72V158H73V156H75V155H73L72 156V154L73 153H76L75 151H74V149L73 148H70L69 146V148L70 149H73V150H71V155L70 156H72L71 158H68V157H70L69 156V154H70V149L69 150H65V151H62V153H61V151L60 150H58L57 148H59L58 146H59V144H58V142L61 144L62 143V140H60V138H63V137H60L61 135L59 134L61 131V133H63L64 131H65V127H66V129H67V131H69L71 128V126L69 125V127L67 126L68 124H70V121H74V119L73 118H75V116L77 115V112H79V110H77V106H79V105H81V104H86V102H89V103H91L92 104V102H96L95 101V99H93V98H89V99H85L84 98V96H85V94L82 92H78L79 94H74V92H75V90H74V92H73V90H72V93L71 92H66V88H65V86H63L64 84H62V78L63 77H65L64 79L65 80H68L67 78H70L71 77V79L73 80H75V79H77V77H79V75L81 74V72H83L84 70H86V67H84L85 65L89 68V69H91V67H92V65H90L89 64V61H91V63L93 62V63H96V65L98 64L99 66V69H98V67L96 68V70H100V69H102V68H104L102 65H104L103 64V60H105L106 58H105V55H107L106 57L109 59V62L107 61L108 59H106V62L108 63V67H113V65H111V64H114V69L116 68L117 70L118 69H120V70H129V72H131L132 70H134V66H132V68H131V65H132V63L133 64H135V66H138V67H136L135 68V72H137V71H139V70H141V69H148L149 68V70H150V68H152L151 67V65H153V63L152 62H148V61H150V60H154L153 59V57L155 56V62L157 61V62H160V60L159 59H161L162 60V62H160V63H156V65L157 66H160V64H162L163 65V62H169V60H171V56L172 55H169V60H167L168 59V56H167V59L163 56L164 54L166 55L167 53L164 51L165 49H167L166 51L168 52V53H170V49H169V47H168V40H169V43H170V41H171V43L173 44V46H174V50L177 48L179 51L178 52H180L181 53V55L180 56H182V57H180V56H178L179 58L178 59H181L182 58V60L184 59V57H185V59L184 60H186L187 62H189L190 64H194V62H190V60L192 59V56H193V58H194V55L195 54H197L196 53V51H194L195 49H198V46L195 48V46H196V44H194V46H193V44L192 43H195L196 41H194L195 39L197 40V42L196 43H199L200 41V37H201V35L204 33V32H207V33H214L213 35L215 36V37H217L218 38V35L216 34V33H218V31H214V30H217V29H219V30H221L220 31V33L222 32V35L226 32H228V31H230V30H237L238 28V30L237 31H239V32H245V31H247V30H244L245 28L244 27H246V28H248V25L247 24H249V26H255L253 29L254 30H256L255 32H253L254 34L256 33L257 35H258V30H260L259 31V35H262V36H260V39L262 40V41H260V39L258 40V38H259V35L257 36L258 38H256L257 40H258V42L260 43V44H258V42L256 43V47H254V49L255 50H253V52L254 51H256V48H259V47H261L260 49L261 50H263L264 51V37H263V35H264V30H263V28L261 29V27H263V25L261 26V24L258 22V20L256 19V17H255V15L253 14V12H252V10L253 11H255L256 10V6H254V7H251L250 5H248L247 3H244L242 0H222L221 2H220ZM238 3H237V2ZM30 2H32L31 0H30ZM30 2H28V3H30ZM34 2V4H35V0L33 1ZM33 2H32V4H33ZM42 2V3H43ZM62 2V1H61ZM102 3H106V5L107 6H105V5H103ZM147 3H149V4H147ZM170 3V4H169ZM230 3V4H229ZM243 3H244V5H243ZM31 4V3H30ZM168 4H169V7H168ZM232 4V5H231ZM234 4V5H233ZM43 5V4H42ZM166 5H167V9H169L170 8V6H172L173 8V10L172 9H169L168 10V13L171 15V18L173 17L174 18V20L175 19H177V20H175L176 21V23H174L173 22V20L169 17V15L167 16V9H166ZM3 6H5L4 4L2 5H0V7H1V9L3 8ZM66 6V7H65ZM69 6V7H68ZM229 6V7H228ZM233 8H232V7ZM240 6V7H239ZM161 8V9H160ZM28 9V10H29ZM159 9V10H158ZM161 10V11H160ZM165 10V11H164ZM251 10V11H250ZM166 14V16L163 14V12ZM242 12V13H239V12ZM244 11L245 12H247L246 14L247 15H253L251 18L250 17H248V16H243L244 15ZM171 12V13H170ZM237 12V13H236ZM252 12V13H251ZM19 13V14H18ZM251 13V14H250ZM255 13V12H254ZM16 14H18V15H16ZM31 14H33V16H30ZM157 14V15H156ZM159 14V15H158ZM163 14V15H162ZM234 14H237V16H238V18H236L235 19V15ZM239 14H240V17H242V18H244V19H242V18H240L239 19ZM10 15H12V16H10ZM16 15V16H15ZM27 15H29V17H28V19L26 18L27 17ZM34 15H36L35 17H34ZM118 15V16H117ZM151 16L150 18L148 17V18H146L147 16ZM154 15V16H153ZM173 15V16H172ZM226 15V16H225ZM242 15V16H241ZM178 16V17H177ZM215 16V17H214ZM10 17H12V18H10ZM13 17H15V19L17 20H13L12 21V19H13ZM18 17V18H17ZM115 17H118L117 19L115 18ZM156 17V19H157V21L155 20V19H153V18H155ZM20 18H22V19H20ZM25 20H24V19ZM33 18V19H32ZM39 18V19H38ZM120 18V19H119ZM146 18V19H145ZM247 18H250V19H247ZM252 18H255V19H252ZM1 19V18H0ZM2 20V22H4L5 23V21L6 20ZM18 19H20V20H22L23 22H26V24L25 23H23V22H19L18 21ZM133 19H136V21L137 20H139L138 22H136V23H134V21H133ZM149 20V22H148V20ZM153 19V20H152ZM159 19V20H158ZM180 19H181V21H180ZM242 19V21L243 22H245L246 24H244V23H242V21H240ZM247 19V20H246ZM1 20H0V24H3L4 25V23H1ZM38 20V21H37ZM43 22H42V21ZM66 20V21H65ZM171 20V21H170ZM245 20V21H244ZM63 21H64V23H63ZM68 21H70L71 23H73V24H70V22L68 23ZM73 21V22H72ZM131 21H133V22H131ZM141 21V22H140ZM154 21V22H153ZM178 21V22H177ZM183 21V22H182ZM214 21V22H213ZM216 21V22H215ZM11 22V23H10ZM39 22H40V24H41V28H40V24H39ZM67 23V25H71V27H69L68 26V28H70V29H68L67 28V25H66V23ZM117 22V23H116ZM168 22V23H167ZM211 22V23H210ZM250 22L252 23L251 25H250ZM6 23H5V26L4 27H6L7 29H8V26L6 25ZM10 23V24H9ZM16 23H18V24H16ZM43 23V24H42ZM50 23V24H49ZM61 23H63V25L64 26H61ZM111 23H113V25H112V27L114 28V29H111L112 27H110L111 26ZM213 23V24H212ZM257 23H258V25H257ZM22 24H25V25H23L22 26ZM117 24H119V27H118V25ZM153 24V25H152ZM155 24V25H154ZM242 24H244L242 27L240 26V25H242ZM27 25H29V26H27ZM117 25V26H116ZM212 25H216V26H212ZM236 25V26H235ZM25 26V27H24ZM35 26H32V29H34L33 31H35V29H38V28H36ZM46 26V27H45ZM55 27L56 29H57V31H58V29H60L59 30V32L60 33H58L57 31L54 33V31L56 30L55 28H53V27ZM108 26H109V28H108ZM116 26V27H115ZM147 26V27H146ZM152 26H154L153 28H152V31H150L151 30V27ZM235 26V27H234ZM238 26H240V27H238ZM4 27H0V31H3L4 30ZM10 27V26H9ZM34 27V28H33ZM135 27V28H134ZM142 27H144V28H142ZM211 27H213L212 28V30L210 29ZM226 27H228V30H226V31H224L225 29H226ZM231 27V28H230ZM238 27V28H237ZM13 28H11V29H13ZM16 28V29H17ZM55 29L54 31H53V33H54V38H52L51 37V35H53L52 34V30L53 29ZM72 28V29H71ZM116 28H118V31H116ZM141 28V30H136V29H140ZM147 30H146V29ZM162 28V29H161ZM164 28H167V30L166 29H164ZM3 29V30H2ZM10 29V31H12ZM25 29V30H26ZM38 29V30H39ZM52 29V30H51ZM63 29H64V32H65V30L66 31H69V30H71V33L69 34L70 36L68 37L67 35L65 36L64 34L65 33H67V32H65L64 34L62 33V31H63ZM150 29V30H149ZM203 29H207V31H203ZM214 29V30H213ZM6 30V29H5ZM37 30V31H38ZM112 30V32H115V34L113 35V33L111 32L110 34H112L111 36H108V32H110V31ZM155 30V31H154ZM162 30H164V31H162ZM8 31H9V29H8ZM39 31V32H40ZM73 31V32H72ZM134 31V32H133ZM141 31H143V32H140ZM145 31H147V32H145ZM169 31V32H168ZM199 31H203V33L202 32H199ZM236 31V32H237ZM263 31V32H262ZM36 32V31H35ZM34 32V33H35ZM43 32H44V34H43ZM156 32H157V34H156ZM167 32V33H166ZM196 32L198 33H201L200 34V37H198V39L195 37V34H196ZM232 32V31H231ZM231 32L230 33H228V34H231ZM69 33V32H68ZM143 33V35H141ZM144 33H145V35H144ZM153 35H152V34ZM163 33V34H162ZM178 33H180V34H178ZM199 33H198V35H199ZM225 33V34H226ZM263 33V34H262ZM32 34H33V32H32ZM35 34H37V33H35ZM39 34V33H38ZM37 34V35H38ZM109 34V35H110ZM135 34V35H134ZM162 34V35H161ZM168 34V35H167ZM205 34V33H204ZM219 34V33H218ZM227 34V35H228ZM254 34H252V35H254ZM2 34L0 33V36H1ZM57 35V36H56ZM65 36L66 38H63L62 36ZM107 35V36H106ZM125 35V39L122 37V36H124ZM128 35V36H127ZM137 35V36H136ZM149 35V36H148ZM179 35V36H178ZM212 35V34H211ZM221 35V36H222ZM100 36L102 37V40H100L99 38H100ZM113 36V37H112ZM145 36V37H144ZM164 36H165V38H164ZM196 36H197V34H196ZM204 36V35H203ZM214 36H212V37H214ZM225 36V35H224ZM51 37V38H50ZM56 37V38H55ZM135 39H134V38ZM147 37V38H146ZM173 37V38H172ZM219 37H220V34H219ZM108 38H110V39H108ZM112 38V39H111ZM117 38V40H118V38H123V41H126V43H123V47L122 48H124V53L121 51V50H119L120 51V53H119V51L116 53V52H114V54L116 53V55H111V53L110 52H112L114 49H113V45H112V41H115V39ZM205 38V37H204ZM216 38V39H217ZM220 38H222L223 39V37H220ZM54 39V40H53ZM105 41H104V40ZM145 39V40H144ZM146 39H148V40H146ZM171 39V40H170ZM178 39H179V41H178ZM211 39V38H210ZM214 38H212V40H213ZM222 39L220 40V42L222 41ZM26 42H25V41ZM36 40V41H37ZM99 40L101 41L100 42V44H97V43H99ZM108 40V41H107ZM215 40V39H214ZM0 41H1V38H0ZM30 41V42H29ZM42 41H43V43H42ZM53 41V42H52ZM103 41V42H102ZM109 41H111L110 42V44L107 46V42L109 43ZM120 41V40H119ZM122 41V42H123ZM142 41V42H141ZM143 41L146 43V45L145 44H143ZM147 41H149V42H147ZM157 41V42H156ZM162 41V42H161ZM194 41V42H193ZM217 41H218V39H217ZM224 41V40H223ZM222 41V42H223ZM51 42H52V44H51ZM54 42H57V43H54ZM95 43L93 46H95V47H93L92 46V43ZM104 42H106L105 44H106V46H104ZM141 42V43H140ZM182 42V43H181ZM203 41L201 40V43H202ZM263 42V43H262ZM37 43V42H36ZM47 43H48V45H47ZM60 43V44H59ZM133 43H134V47L132 46L133 45ZM138 43V44H137ZM157 43V44H156ZM171 43H170V47H172L171 46ZM200 43V46H202V44ZM59 44V45H58ZM65 44V45H64ZM69 44V46H68V48H67V45ZM90 44V45H89ZM101 44L103 45V46H101ZM122 44V43H121ZM125 44V45H124ZM128 44H129V46H132V47H130L129 48V46H128ZM132 44V45H131ZM135 44H136V46H135ZM164 46H163V45ZM168 44V45H167ZM222 44V43H221ZM33 45H35V46H33ZM42 45H44V46H42ZM46 45L48 46V48L46 47ZM55 45V46H54ZM155 45V46H154ZM165 45L167 46V47H165ZM182 45V46H181ZM258 45V46H257ZM20 46H22V47H20ZM42 46V47H41ZM57 46V47H56ZM110 46H112V48L110 47ZM128 46V47H127ZM161 46V47H160ZM220 46H222L221 47V49H223V50H226V44H224V42H223V44L222 45H220ZM229 46V45H228ZM45 47V48H44ZM59 47V48H58ZM81 47H83L82 49H81ZM137 47H138V49H137ZM194 47V48H193ZM18 48V47H17ZM18 48V49H19ZM28 48V49H29ZM41 48V49H40ZM70 48H72V49H70ZM119 48H120V46H119ZM118 48V49H119ZM162 48V49H161ZM164 48V49H163ZM199 48H201V47H199ZM230 49H231V47H229ZM252 48V47H251ZM45 49V50H44ZM85 49V50H84ZM113 49V50H112ZM131 49H133V50H131ZM153 49V50H152ZM157 49V50H156ZM160 49L161 50H163L165 53H163L162 51V53H163V55L160 53ZM169 49V50H168ZM171 49H173V48H171ZM260 49H257V51H261ZM22 50L24 51V52H22ZM84 50V51H83ZM91 50V51H90ZM117 50V49H116ZM135 50V51H134ZM144 52V53H147L148 51H150V53L148 52V54H150V55H152V56H150V58H149V56L148 57H145L146 56V54H144L142 51ZM200 50V49H199ZM251 50V49H250ZM13 51V50H12ZM59 53H58V52ZM101 51H105L104 53H105V55H103L104 56V58H102V59H100L99 57H101L102 56V54H103V52H101ZM115 51V50H114ZM135 53H134V52ZM155 51V52H154ZM176 51V50H175ZM227 52H229L228 51V48H227V50H226ZM225 51V52H226ZM233 51V50H232ZM249 51V50H248ZM36 52H38V53H36ZM39 52L40 53H43L42 55L44 56L42 59H39L40 57H42V55L41 54H39ZM82 52V53H81ZM91 52V53H90ZM92 52H94L95 54H97V56H99L98 57V59H99V61L98 62H95L96 61V59H97V56L96 55H94V57L96 56V59L94 58V57H90V56H92ZM99 52H101V53H99ZM139 52V53H138ZM141 52L145 55H143V54H141ZM157 52V53H156ZM186 52V53H185ZM197 52H198V50H197ZM201 51H199V54H201L200 56H199V58H201L202 59V61L204 60V58H203V54H202V52L200 53ZM234 52V51H233ZM47 53H49V54H47ZM52 53H53V55H52ZM90 53V54H89ZM108 53V54H107ZM125 53H126V55H127V53H128V55H129V53L132 55V57H130V61L132 60V58H133V60L132 61H135V59H136V57H137V59H136V61H137V63H134V62H130L129 61V56L127 55V57L128 58H126V56H125ZM154 53V54H153ZM231 53V52H230ZM258 52H255V54H257ZM263 53V52H262ZM89 54V55H88ZM110 54V55H109ZM140 54H141V56H140ZM228 54V53H227ZM226 54V55H227ZM252 54V53H251ZM254 54V53H253ZM254 54V55H255ZM260 54V53H259ZM258 54V55H259ZM28 55V56H29ZM36 55H41V56H39V57H36ZM143 55V56H142ZM154 55V56H153ZM159 55V57L160 58H158L157 56ZM177 55H179V54H177ZM225 54L223 55V57L224 58H226L225 56H226ZM47 56V57H46ZM55 56V57H54ZM57 56H58V58H57ZM89 56V57H88ZM196 56V55H195ZM222 56V55H221ZM221 56H220V58H221ZM231 56V55H230ZM9 57V59H10V56H8ZM46 57V59L47 58H49V57H51V59L49 58V60H51L52 62H50V63H48V67H44V65H45V63L46 62H48V61H46V59H45V63L43 62L44 61V58ZM52 57H54V58H52ZM90 58V59H94V60H90V59H88V58ZM143 57V58H142ZM151 57H152V59H151ZM191 57V58H190ZM229 56H227V58H228ZM237 57V56H236ZM5 59L4 60H2V62H0V66H1V64L3 65L2 67H6V68H9V65L10 64H12V63H10V62H13V61H11L13 58H11L10 60L7 58V57H4ZM138 58H139V60H138ZM216 58H219V56H217ZM216 59L215 60V57L213 58V60H209V62H207L206 61V63H205V60L203 61V65H205V67H207L208 69H209V67H210V69H209V75H208V80H209V82H211L214 78H219V76H220V78H221V75L219 74V73H221L222 74V72H224L223 71V69H226V67L227 66H225V68H223V66H224V64L222 65V63H224L225 62V60H224V58H222L223 60H224V62L222 61V59ZM231 58H233V57H231ZM238 58V57H237ZM3 59V58H2ZM8 59V60H7ZM38 59H39V61H38ZM58 59V60H57ZM89 61H88V60ZM97 59V60H98ZM144 61H143V60ZM14 60V59H13ZM40 60H42V62H40ZM53 60H55V61H53ZM59 60H60V62H59ZM86 60V61H85ZM195 60V59H194ZM193 60V61H194ZM218 60H221L222 61V63L221 64H217V63H219V62H217ZM233 60V59H232ZM231 60V61H232ZM0 61H1V59H0ZM4 61H7V62H4ZM10 61V62H9ZM76 61V62H75ZM87 61H88V63H87ZM110 61L111 62H113V63H110ZM129 61V63H131V65H127L128 62ZM139 61H141V64H140V62ZM145 61H147L148 62V64H150V67L148 66V64L146 65V64H143L142 62H145ZM153 61V62H154ZM186 61H184V62H180V61H178V62H180L181 63V65L184 63V66H182L181 67V75H183V76H186L187 75V73H189L188 71V67L186 66ZM212 61H214L213 63H211ZM226 61H227V59H226ZM230 60H228V62H229ZM237 61H239V59L237 60ZM15 62V61H14ZM13 62V63H14ZM38 62H40V63H38ZM56 62H57V64H56ZM59 62V63H58ZM84 62V63H83ZM86 62V63H85ZM146 62V63H147ZM155 62H154V64H155ZM200 62H201V60H200ZM233 62H235V61H232L231 63H233ZM52 63H54V64H52ZM79 63V64H78ZM81 63H82V66H81ZM92 63V64H93ZM227 62H225V64H226ZM24 64V62L22 63V65ZM50 64V65H49ZM61 64V65H60ZM66 65L65 67H63V65ZM70 64V65H69ZM89 64V65H88ZM139 64V65H138ZM190 64H187V65H190ZM14 65V64H13ZM16 65H18V64H15L14 65V70H16L17 68H20V67H17ZM29 65V64H28ZM52 65V66H51ZM72 65V66H71ZM110 65V66H109ZM145 66L144 68L142 67L141 68V66ZM154 66V67H157V66ZM192 65H190V67L192 66ZM229 65H231V64H229ZM11 66V65H10ZM33 66V67H32ZM46 66V65H45ZM59 66V67H58ZM70 66H71V68H70ZM77 68H76V67ZM79 66V67H78ZM90 66V67H89ZM93 66H95V65H93ZM105 66V65H104ZM124 66V67H123ZM219 66H221V68H223V69H221ZM232 66H234V64L232 65ZM231 66V67H232ZM1 67V71L3 70V68ZM15 67H17L16 69H15ZM42 68V72L39 70V69H41ZM64 68V71H65V69L67 70L68 69V67H69V69H71L72 70V72H69L68 74H71V75H68L67 77L66 76H63V75H67V73L66 72H68V71H70L69 69L67 70V71H65V73L63 74V72H62V69ZM82 67H83V69L84 70H82ZM134 67V68H133ZM161 67V66H160ZM163 67V66H162ZM184 67H186V68H184ZM39 68V69H38ZM45 68V69H44ZM60 68V69H59ZM76 68V69H75ZM159 68V67H158ZM183 68V69H182ZM188 68V69H187ZM220 68V69H219ZM229 68H230V66H229ZM12 69H13V67H12ZM12 69H10L9 68V73H11L12 74V72H10V70H12ZM21 69V68H20ZM23 69V68H22ZM21 69V70H22ZM32 69V70H31ZM55 70V72H54V70ZM74 69V70H73ZM92 69H93V67H92ZM145 69V70H146ZM188 70V71H185V70ZM228 69V68H227ZM7 70L8 69H6L5 70V68H4V72H7ZM82 70V71H81ZM120 70H118L117 72H119ZM131 70V71H130ZM153 70V69H152ZM152 70H150V73H151V71ZM0 71V72H1ZM20 71V70H19ZM41 73H40V72ZM52 73H51V72ZM127 71H124V75L126 74V72ZM134 71H132V72H134ZM148 71V70H147ZM146 71V72H147ZM227 71V70H226ZM226 71H225V73L223 74V75H225L226 74ZM23 72H25V71H23ZM27 72V71H26ZM53 72H54V74H53ZM62 72V73H61ZM79 72V73H78ZM85 72V71H84ZM149 72V71H148ZM186 72V73H185ZM219 72V73H218ZM228 72V71H227ZM13 73H15V71H13ZM19 72H18V70H17V74H18ZM21 73H22V71H21ZM20 73V74H21ZM28 73V72H27ZM40 73V74H39ZM43 73V74H42ZM48 73L51 75V76H49L48 75ZM59 73V74H58ZM77 73V74H76ZM119 73H122V71L121 72H119ZM185 75H184V74ZM1 74V73H0ZM3 74H5V73H3ZM52 74L53 75H57L58 74V76H61L62 78H57L58 76H56V77H54V76H52ZM75 75V78H74V75ZM83 74V73H82ZM6 75V74H5ZM27 75V74H26ZM40 75V76H39ZM41 75L44 77V79L43 78H41ZM45 75V76H44ZM49 77H51V78H49ZM23 76H25V73H24V75H23V73H22V75H20V76H16V78H19V77H23ZM37 76H38V78H37ZM127 75H125V77H126ZM189 76V75H188ZM217 76V77H216ZM27 76H25V78H26ZM52 77L54 78V79H52ZM73 77V78H72ZM214 77V78H213ZM15 78V77H14ZM124 78V77H123ZM217 78V79H218ZM21 80L23 79V78H20ZM19 79V80H20ZM30 79V80H29ZM49 79H52V80H54L53 82L54 83H51V85H53V87L50 85V84H48V83H50V81H49ZM41 80H43V81H45L46 83V85L48 84V86H46V85H40V84H42V82L43 81H41ZM47 80H48V82H47ZM208 80H207V82H208ZM225 80V79H224ZM23 81V80H22ZM41 81V82H40ZM108 80H106L105 82L106 83H108L107 82ZM254 81V80H253ZM52 82V81H51ZM104 82V81H103ZM102 82V84L100 83V84H98L97 82V84H98V86H100V85H102V86H104L105 85V82L103 83ZM252 82V81H251ZM25 83V84H26ZM55 83H56V85H57V87H58V89H56L57 87L55 86ZM60 83V84H59ZM96 83L94 82H89V83H87V84H85L84 85V87H85V89H89L88 91H90V92H92V91H94L95 89V87L97 86L96 85ZM160 83V84H159ZM245 83V82H244ZM260 83V82H259ZM24 84V83H23ZM44 84V83H43ZM75 84H80V83H76L75 81H74V84L73 85H71L72 87H73V89H75V87H76V85ZM161 84H163V86H164V82L162 83V82H158L157 84H154L155 86L157 85V88L159 87V88H161L162 89V85ZM241 84H242V82H241ZM253 84V83H252ZM258 84V83H257ZM39 85V86H38ZM50 85V86H49ZM74 85H75V87H74ZM81 85V84H80ZM245 85H247L246 83H245ZM255 86H254V88H251L253 85H251V87H249L248 88V90L250 89V90H252L254 93L252 94H250V92L246 95V92H245V94L243 93V98L246 96H248L246 99V102L248 101V102H251L253 105H249L248 103H247V105H244V104H246V103H244V104H241V99H240V104H239V102H236L235 104H236V107H237V109L238 108H242L243 109V107L245 106V108H248V109H253L252 107H254L256 110H255V112H258L259 113V115H262L263 116V114H264V108L263 109H261V107L263 106L264 107V96H262L263 94H261L263 91H262V89L264 90V86L262 85V87H259V85H256V84H254ZM19 87H20V85H18ZM41 86V87H40ZM46 87V88H43V87ZM162 86V87H161ZM242 86H243V84H242ZM241 85H240V87L239 88H241L242 87ZM259 87V88H255V87ZM1 87H3V86H1ZM50 87V88H49ZM72 87H71V89H72ZM78 87H79V85H78ZM77 87V88H78ZM83 87V85L80 87V89H83L82 88ZM244 87V86H243ZM40 88H41V90H43V89H45L43 92H44V94H46V96L49 94H51L50 96H51V98H49V95L46 97V99H45V97L43 96L44 94L41 92L40 93ZM48 88H49V90H48ZM53 88V89H52ZM261 88V89H260ZM0 89H2V88H0ZM4 89V88H3ZM21 89V91H24L25 92V94H23V96H22V92L21 91H18V90H20ZM51 89V90H50ZM79 89V88H78ZM79 89V90H80ZM243 89V88H242ZM254 89H256V90H254ZM29 90V91H28ZM37 90L39 91V92H37ZM247 90V89H246ZM245 90V91H246ZM14 91H16L15 93L16 94H18V96H15L16 94L14 93ZM21 92V95H19V93L18 92ZM31 91V92H30ZM49 91H51V92H49ZM55 91V92H54ZM61 91V92H60ZM88 91L87 92H85L86 94L88 93ZM256 91V92H255ZM258 91V92H257ZM27 92V93H26ZM29 92V93H28ZM35 92H37V94L39 93V94H41L40 95V97L35 93ZM46 92V93H45ZM48 92V93H47ZM56 93V94H54V93ZM65 93L64 95H62L63 93ZM185 92H187V91H185ZM11 93V96H9V94ZM31 93V95H29V96H33V97H35V99H37L36 101H35V99L33 98V97H28L30 100H32V101H30L28 98H27V95L28 94H30ZM261 95H260V94ZM5 94V95H4ZM8 94V95H7ZM12 94H14V95H12ZM33 94V95H32ZM43 94V95H42ZM53 94H54V96H53ZM184 95H183V97L180 95L178 98H180V97H182L183 98V100L185 99V101H183L181 98V100H182V102H183V104L185 105V106H187L186 104H187V102L188 101H190L189 100V94H187L186 93V96H185V93H183ZM24 95H26V96H24ZM62 95V97L64 98H59L60 96ZM66 95V96H65ZM77 95V96H76ZM134 94H132L130 97L131 98H133L132 96H133ZM148 95V96H147ZM146 95V98H145V96L144 95H142V96H144V97H141V98H143V100L145 101L144 103H146V104H149L148 102H149V100H150V104L153 102V97L152 96H150L149 94H147ZM253 95V96H252ZM260 95V96H259ZM10 97L9 99H8V97ZM12 96H13V98H12ZM230 96V95H229ZM228 96V97H229ZM4 97H7V99H4ZM25 97V98H24ZM37 97V98H36ZM41 97H43L44 99H42ZM135 97V96H134ZM232 98H230L229 97V99H232L233 100V96H231ZM259 97V98H258ZM263 98L262 100L260 99V98ZM56 98V99H55ZM58 98H59V100H58ZM15 99V100H14ZM30 101L31 103L33 102V101H35V103H27V101ZM42 99V100H41ZM48 99V100H47ZM53 99V100H52ZM54 99H55V101H56V103H58L57 104V107L59 108H56L55 106V109H54V107H53V105L52 104H54V105H56V103H55V101H54ZM85 99V100H84ZM261 101H260V100ZM6 100L8 101V102H6ZM12 100V101H11ZM82 100V101H81ZM142 100V99H141ZM260 103H262V105H260V106H258L259 104H257V101ZM43 101V102H42ZM47 101V102H46ZM63 101V102H62ZM86 101V102H85ZM230 101V100H229ZM228 101V102H229ZM236 101H237V99H236ZM2 102H4V103H7V104H9V105H6V104H3ZM25 102H26V104H25ZM37 102V103H36ZM61 102V103H60ZM143 102V101H142ZM179 102V101H178ZM185 102H186V104H185ZM224 102H226V100L224 101ZM235 102V100L233 101V103ZM1 103L3 104V105H5V106H3V105H1ZM18 103H20V104H18ZM45 103H47L46 105H44ZM52 103V104H51ZM189 103V102H188ZM232 103V104H233ZM260 103V104H261ZM28 104H29V106H28ZM51 104V105H50ZM181 104V103H180ZM183 104H181L182 106H184ZM235 104L233 105V107H234V110H235ZM257 105V107H255L256 105ZM19 105V106H18ZM25 105V106H24ZM49 105V106H48ZM108 105H110V104H108ZM108 105H106V107L108 106ZM240 105V106H239ZM53 107V109L52 108H49V107ZM69 106H70V108H69ZM184 106V107H185ZM224 106H225V103H224ZM226 106H228V105H226ZM243 106V107H242ZM10 107V108H9ZM61 107V108H60ZM229 107H230V105H229ZM65 108V109H64ZM11 109V110H10ZM13 109H16V110H13ZM23 109V110H22ZM24 109H26V110H24ZM32 109V110H31ZM44 109V110H43ZM49 109H52V112L49 110ZM64 109V110H63ZM231 109V108H230ZM229 109V110H230ZM237 109H236V111H237ZM257 109H261L260 111L261 112H259V110H257ZM22 111V112H20L21 114H19V113H17V111ZM48 110V111H47ZM76 110V111H75ZM225 110H226V108H225ZM229 110H226L227 112H230ZM14 111V113L17 115H13L14 113H12ZM18 111V112H19ZM33 111V112H32ZM63 111V112H62ZM82 110H80V112H81ZM263 111V112H262ZM5 112V113H4ZM32 112V113H31ZM38 112V113H37ZM41 112V113H40ZM43 112V113H42ZM79 112V113H80ZM234 112V111H233ZM10 115H9V114ZM40 113V114H39ZM236 113V112H235ZM258 113H257V118L259 117H261L262 118V116H258ZM262 113V114H261ZM7 114V115H6ZM19 114V115H18ZM35 114V115H34ZM37 114H38V117L35 119V118H33V116L34 117H36L37 116ZM48 114H50V115H48ZM4 115V116H3ZM9 115V116H8ZM12 115V116H11ZM43 115V121H41L42 119V117L41 116ZM47 115V116H46ZM51 115H52V117H51ZM69 115V116H68ZM8 116V117H7ZM14 116H16V118L14 117ZM20 116V117H19ZM40 116V117H39ZM48 116H50V117H48ZM63 116V117H62ZM11 117H12V121L13 122H11L10 120H11ZM13 117L15 118V119H13ZM29 117V118H28ZM32 117V118H31ZM46 117V118H45ZM62 117V118H61ZM69 119H68V118ZM73 117V118H72ZM264 117V116H263ZM2 118V119H1ZM9 118V119H8ZM18 118V119H17ZM28 118V119H27ZM30 118H31V120H30ZM38 118L40 119V121L38 120ZM258 118V119H259ZM260 118V119H261ZM26 119V120H25ZM48 121H47V120ZM59 119H61V121L59 120ZM254 119V118H253ZM257 119V120H258ZM259 119V120H260ZM263 119V118H262ZM261 119V120H262ZM14 120H16V121H14ZM21 121V122H19V121ZM37 120L39 121V122H41V123H39V122H37ZM45 120V121H44ZM66 120H68V121H66ZM257 120L256 119H254V121L252 122L254 125H255V123L257 122ZM258 120V121H259ZM10 121V122H9ZM28 121V122H27ZM29 121H31V123H29ZM72 121V122H73ZM263 121V120H262ZM45 122V123H44ZM62 122V123H61ZM255 122V123H254ZM17 123H19V124H17ZM33 123V124H32ZM56 123V124H55ZM60 123V124H59ZM68 123V124H67ZM261 123H263V122H261ZM14 124V125H13ZM20 124H22V125H20ZM32 124V125H31ZM236 124V123H235ZM252 124V126H251V128L252 127H254V125ZM31 125V126H30ZM36 125V126H35ZM54 125H56V126H54ZM60 125V126H59ZM257 125H260V123H257L256 125H255V127H259L260 128V126H257ZM11 126H12V128L13 129H11ZM34 126V127H33ZM50 126H51V132H49L48 133V131H50ZM264 126V125H263ZM17 127H19V128H17ZM32 128V129H30V128ZM35 127L36 128H38V129H35ZM48 127V128H47ZM54 127V128H53ZM58 127V128H57ZM234 127H237L236 125L234 126ZM254 127V129H255V131H256V133H258V131L259 130H261L262 129V127L260 128V129H257V128H255ZM7 128V129H6ZM21 128V129H20ZM26 128V129H25ZM52 128H53V130H52ZM68 128H70V129H68ZM251 128H250V131H251ZM20 129V130H19ZM24 129V133H23V130ZM29 129V130H28ZM35 130V131H31V130ZM43 130V132H41L40 133V131H42ZM49 129V130H48ZM15 130H17L16 132H15ZM37 130V131H36ZM56 130V131H55ZM14 132V133H11V132ZM22 131V132H21ZM27 131V132H26ZM31 131V132H30ZM58 131V132H57ZM67 131H65L64 132V134L67 132ZM71 131V130H70ZM72 131H73V129H72ZM254 131V130H253ZM262 131H264V127H263V129H262ZM19 132V133H18ZM21 132V133H20ZM26 132V133H25ZM38 132V133H37ZM53 132V133H52ZM75 132V131H74ZM259 132H261V131H259ZM54 133H55V135H54ZM73 133V132H72ZM255 132H254V134H252V139H255L256 138V136H254L255 134H256ZM263 133V132H262ZM9 134H12L15 138L13 139V140H10V138L12 137V135H10L11 137H9L8 135ZM26 134V135H25ZM37 134H39V136L37 135ZM50 134H53V136L55 137H57V134H59L58 136L60 137H57L58 139H59V141H57L58 139H56V137L54 138L53 136H51ZM67 134H69V132L67 133ZM71 134V133H70ZM76 134V133H75ZM250 134H251V132H250ZM261 134V133H260ZM4 135H7L8 136V138H7V136H6V138H4L5 136ZM37 135V136H36ZM42 135V136H41ZM45 135H47L46 137H45ZM85 137H88V135H87V132H85ZM87 135V136H86ZM91 135V134H90ZM259 135V134H258ZM257 135V136H258ZM24 136H25V138H24ZM34 136L37 138V140H38V137H39V141L41 140L42 142H40L41 143V147H40V144L38 145V143L39 142H37V140H34V139H32V138H34ZM41 136V137H40ZM50 136V137H49ZM63 136V135H62ZM65 136H67V135H65ZM78 136L79 135H77V138H78ZM259 136H261V135H259ZM27 137V138H26ZM29 137H31V139H32V142H31V140H30V138ZM48 137H49V139H48ZM53 137V138H52ZM76 137V136H75ZM79 137H81V136H79ZM83 137V136H82ZM263 138H264V133H263V136H262ZM262 137H259L260 139L262 138ZM2 138H0V141H2ZM23 138V139H22ZM35 138V139H36ZM72 138H73V134H72ZM72 138H71V136H70V138L69 139H71L72 140ZM84 138V137H83ZM258 138V137H257ZM258 138V139H259ZM20 139V138H19ZM29 139V140H28ZM43 139V140H42ZM47 139V140H46ZM52 139V140H51ZM56 139V141H57V143L56 144H58L57 146H56V148H55V152H54V148L53 147H55V144H54V142H56V141H54ZM74 139V138H73ZM86 140H87V138H85ZM89 139H90V136H89ZM258 139H257V142H259L260 141V139H259V141H258ZM8 140V141H7ZM79 140L80 141H82V139H80L79 138ZM256 140V139H255ZM255 140H252V141H255ZM263 140V141H262ZM4 141V140H3ZM9 141H12V142H9ZM29 141H30V143H31V145H29ZM44 141V142H43ZM51 141H53V142H51ZM61 141V142H60ZM84 141V140H83ZM261 141H262V143H264V139H261ZM24 142V143H23ZM88 142H89V140H88ZM10 143V144H9ZM33 143V144H32ZM35 143H37V144H35ZM43 143L45 144V145H43ZM53 143V146L51 145ZM85 142H83V144H84ZM9 144V145H8ZM25 144L27 145V146H25ZM72 144V145H73ZM86 145H87V143H85ZM257 144H260V143H257ZM4 145H6V146H4ZM8 145V146H7ZM32 145H34V146H32ZM36 145V146H35ZM261 145V144H260ZM22 146L24 147L25 146V148H22ZM46 148H45V147ZM61 146V145H60ZM93 146V145H92ZM108 146V147H107ZM112 146V147H111ZM114 146H116V147H114ZM258 145H256V147H257ZM264 146V144H262V146H260V147H263ZM18 147V148H17ZM29 149H28V148ZM37 149H36V148ZM88 148V147H90L89 145L88 146H85L84 148ZM118 147V148H117ZM33 148V149H32ZM41 148V149H40ZM95 148V147H94ZM97 148V147H96ZM115 148V150H113ZM117 148V149H116ZM12 149V148H11ZM28 149V150H27ZM43 149V150H42ZM46 149H48V150H50V152L48 151H46L45 152V150ZM61 149V148H60ZM65 149H66V147H65ZM32 150H34V151H32ZM61 150H64V147H62V149ZM90 150V151H89ZM102 150V151H103ZM108 150L109 151H111V152H108ZM118 152H117V151ZM37 151V152H36ZM38 151L40 152V154L42 155H40V154H37L38 153ZM43 151V152H42ZM54 152V154H53V152ZM59 151V152H58ZM72 151H73V153H72ZM103 151V152H104ZM115 151V152H114ZM30 154H29V153ZM45 152V153H44ZM68 152H69V154H68ZM90 152V153H89ZM92 152V153H91ZM26 154V156L24 157V155ZM33 153H35L36 154V157H35V155L33 154ZM47 153V154H46ZM56 153H59L60 155H58V154H56ZM66 155H65V154ZM56 154V155H55ZM68 154V155H67ZM79 154V153H78ZM94 154H96V155H94ZM112 154V155H111ZM15 155V156H14ZM45 155V156H44ZM64 155H65V157H64ZM108 155V156H107ZM111 155V156H110ZM114 155V156H113ZM117 155V156H116ZM119 155V156H118ZM39 156V158H37ZM48 156V157H47ZM50 156V157H49ZM59 156V157H58ZM68 156V157H67ZM92 156V157H91ZM106 156V157H105ZM4 159H3V158ZM8 157H9V160H8ZM24 157V158H23ZM34 157V158H33ZM41 157V158H40ZM62 157H64V158H62ZM85 157V158H84ZM93 157H95L96 158V160H98V162L96 161V160H94L95 158H93ZM121 157V156H120ZM123 157V156H122ZM121 157V158H122ZM43 158H44V160H45V162L43 161ZM45 158H47V159H45ZM50 158V159H49ZM54 158V159H53ZM55 158H56V160H55ZM66 158H68V160H72L71 162H69L68 163V161H67V159ZM88 158V157H87ZM102 158V159H101ZM113 158H114V161H113ZM5 159H7V160H5ZM21 159H23V161L21 160ZM51 160V161H49V160ZM7 161L6 163H2V161ZM11 160H13V159H11ZM22 161V163H21V161ZM26 160V161H25ZM29 160V161H28ZM31 160V161H30ZM48 160V161H47ZM53 160V161H52ZM58 160H59V162H58ZM25 161V162H24ZM90 161V162H89ZM92 161H95V162H92ZM113 161V162H112ZM116 161V163H114ZM118 161H120V162H118ZM24 162V163H23ZM33 162V163H32ZM118 162V163H117ZM11 163H13V164H11ZM28 163V164H27ZM72 163V164H71ZM83 163V164H84ZM88 163V164H87ZM106 163V164H105ZM20 164H22L21 166H20ZM61 164V165H60ZM82 164V165H83ZM90 164V165H89ZM117 164V165H116ZM260 164V163H259ZM8 165V166H9ZM34 165H36L35 167H37L36 169H34ZM45 165V166H44ZM54 165H55V167L56 168H59L58 166H60V168H61V166H63V165H65V166H67V168L68 169H66L65 167H63L64 169H59V170H61L60 171V175L58 174L59 172H58V169L56 170V168L54 167ZM56 165H58V166H56ZM87 165H89V166H87ZM100 165V166H101ZM48 166V167H47ZM49 166H52V167H54V168H51V167H49ZM76 166V167H75ZM81 166V165H80ZM109 166H110V168H109ZM5 167H7V166H5ZM40 167V168H39ZM96 167V166H95ZM97 167H99V166H97ZM96 167V168H97ZM44 168V172L42 171V169ZM45 168H48L47 170L45 169ZM49 168H51V169H49ZM73 168V169H72ZM90 168H88L90 171H91V175H90V172H86L87 174H89L88 176H85L86 175V173H85V177L84 178H88V180H86V179H84V181L83 182H85V183H88V182H86V181H91L92 183H93V181H92V179L91 178H93V176L95 175V174H97V173H95L94 175H92L94 172H96V171H94V172H92V169H90ZM103 168H101V169H103ZM38 169H40V170H38ZM7 170H10V171H8L7 172ZM16 170V169H15ZM33 170V173H31V174H33L34 175V170H37V171H35V175L33 176V175H30V171H32ZM49 170V171H48ZM51 170H53V171H51ZM88 170V171H89ZM21 171V172H20ZM29 173V174H26L27 172ZM49 172L48 174H47V172ZM50 171L53 173V175H51L50 174ZM67 173H66V172ZM86 171H87V169H86ZM104 171V170H103ZM103 171H102V173H103ZM111 171H112V169H111ZM2 172V173H1ZM4 172V173H3ZM5 172H7V173H5ZM36 172H37V176H36ZM55 172H57V174L58 175H56V173ZM65 172V173H64ZM20 173V174H19ZM23 173H25V174H23ZM43 173H45V174H43ZM4 174V175H3ZM6 174L8 175V176H6ZM17 174L18 175H20L21 177H22V179H21V177L19 176L18 178H17ZM22 174V175H21ZM70 176H69V175ZM104 174H101V176L103 177L104 176ZM14 175H16V177L14 176ZM24 175V176H23ZM31 177H30V176ZM43 175H46V176H43ZM47 175H48V177H47ZM50 175V176H49ZM98 175V174H97ZM96 175V176H97ZM107 175V176H108ZM58 176H60L59 178H61L60 179V181H58L59 180V178H57ZM64 177V178H62V177ZM66 176V177H65ZM81 176V175H80ZM90 176H92L91 178H90ZM96 176H94V179H95V177ZM99 176V175H98ZM98 176L96 177V178H98ZM106 176V177H107ZM16 179H15V178ZM30 177V178H29ZM38 178V180H37V178ZM43 177V178H42ZM44 177H45V179L47 180V182H49L48 184H45L44 183ZM56 177V178H55ZM67 177H68V179L69 178H73L72 180H74L75 179V181H71V183H69L70 181H68V179H67ZM83 177V176H82ZM106 177H103V178H106ZM108 177H110V175L108 176ZM12 178V179H11ZM13 178H14V180H13ZM25 178H27V179H25ZM32 178V179H31ZM34 178H36V180H34ZM54 180V182H56V183H54V182H52L51 180L52 179ZM66 178V180H67V183L66 182H64V181H66V180H64ZM111 178V177H110ZM7 179H11V182H9ZM30 179H31V181H30ZM43 180V182H42V180ZM51 179V180H50ZM81 179V178H80ZM91 179V180H90ZM99 179H100V176H99ZM99 179H97V180H99ZM13 180V181H12ZM19 180V181H18ZM21 180V181H20ZM41 180V181H40ZM45 180V181H46ZM49 180V181H48ZM58 182H60L61 183V185H63V187L62 186H59V184L60 183H58ZM69 180H71V179H69ZM214 180V179H213ZM6 181L7 182H9V183H11V184H8V183H6ZM17 182V183H15V182ZM33 181V182H32ZM38 183H37V182ZM79 181V182H78ZM216 181V180H215ZM214 181V182H215ZM29 182V183H28ZM42 182V183H41ZM46 182V183H47ZM82 182V183H83ZM213 181L212 180H207L206 182L203 180V181H195V183H194V181H193V183H191L192 184V186H191V184L188 186L189 188L188 189H193V188H196L197 186H199V185H203V184H208V183H212ZM13 183H15V184H13ZM22 183V184H21ZM29 185H28V184ZM36 183H37V185H36ZM65 183V184H64ZM199 183V184H198ZM17 184V185H16ZM18 184H19V186H18ZM38 184H40L39 186H38ZM56 184L60 187H56ZM71 184V185H70ZM89 184V183H88ZM194 184V185H193ZM217 184V183H216ZM11 186V188H10V186ZM17 186V187H15V186ZM21 185V186H20ZM34 185V186H33ZM42 185V186H41ZM43 185H44V187H43ZM48 187H46V186ZM51 185V184H50ZM49 185V186H50ZM55 185V186H54ZM86 186H88L87 184H85ZM91 185H93V184H91ZM24 186V187H23ZM30 186V187H29ZM33 188H32V187ZM37 186V188H35ZM69 186V187H68ZM15 187V188H14ZM19 187V188H18ZM23 188L22 190H21V188ZM28 187V188H27ZM6 188V189H5ZM11 189V191L12 192H10V191H8V189ZM16 188H18V189H16ZM35 190L34 192H38L37 194L36 193H33V191L31 192V190ZM42 189V188H44V192H41V190L40 189ZM46 188V189H45ZM55 188H56V190H55ZM93 188V187H92ZM91 188V189H92ZM218 188H219V186H218ZM5 189V190H4ZM14 189V190H13ZM16 189V190H15ZM26 189V190H25ZM28 189H29V191H28ZM59 189H62V191L61 190H59ZM46 190V191H45ZM52 190H49V191H51L50 192V194L51 193H53L52 192ZM64 190V191H65ZM71 190H66V191H69L70 193H67L68 195H73L72 194V192H71ZM15 191H16V193H15ZM28 191V192H27ZM43 191V190H42ZM219 191H220V193L221 194H223V195H228V196H230L228 193H226V192H223V191H221L220 190V188H219ZM14 192V193H13ZM20 192H24L23 194L22 193H19ZM26 192V193H25ZM30 192V193H29ZM56 192H54V195L53 196H51V195H49V196H51L50 198L52 199V200H50V199H48V200H50L51 202L53 201L54 203H59V205H60V207L61 206H63V207H65V211H66V213L65 214H67L68 212V204H70V203H72L70 200L73 198V201L75 200L76 201V197H75V199H74V197H72V198H70V197H68V199H67V197H65L66 198V200L64 199H60V197L62 198L63 196H62V194H63V192H62V194L60 195L59 193H57V194H59L60 196H58L57 194H56ZM8 193V194H7ZM29 193V196H30V194L32 193V194H34V195H37V196H33V197H31V198H33V199H31L30 197H28V194ZM44 193V194H43ZM27 196H25V195ZM32 194H31V196H32ZM40 194H43L42 196L40 195ZM47 194H48V192H47ZM55 194H56V196H55ZM25 197H24V196ZM45 195L47 196V197H45ZM91 196H92V193L90 194ZM97 195V194H96ZM101 196H102V194H100ZM23 196V199L25 198H30V200H28V202H25V201H27V199L25 200H23L21 197ZM45 198H44V197ZM55 196V197H54ZM94 196V195H93ZM91 197V198H89L88 199V197H87V199H88V201L87 202H90V204L91 205H93V209H95V204L97 205L96 206V208L98 209L96 212H93L94 214L96 213V214H101L99 217L101 218V216H102V219L104 218V210L103 209H105V208H103V204H104V202L103 203H101L100 202V200L101 201H105V198L106 197H103V199H101L99 196H95V197ZM37 197V198H36ZM54 197V198H53ZM35 198V199H34ZM39 198H41V199H39ZM77 198H79V197H77ZM96 198V199H95ZM8 199V200H7ZM15 199V198H14ZM22 199V200H21ZM39 201V200H41V201H39V203L37 202V200ZM44 200V201H42L43 203H41V206H42V208L41 207H38L39 208V210H38V208H37V210L38 211H41V212H38L37 210H35V211H37L38 213H42V216L39 214H35V212H33L34 214H35V216H36V218L34 217L33 218V214H32V212H31V214L33 215H31L30 213H29V215L31 216V217H28L27 218V216H28V211L27 212H24L23 210H20V211H22L24 214H26V215H23L24 217L26 216V218H24L23 217V219H26L25 220V222H22V220L23 219H21V221H20V224H23V225H27V223L26 222H28L27 221V219L29 220V224H28V226L30 225V220L33 218V219H38V218H40L38 221H41L40 223L42 224V225H45L44 226V228L46 229V228H49V226H50V228L53 226L52 225V223L50 222L52 219H53V217L55 218V216H53L56 212L57 213H59V212H61L62 210L60 209V207H58L59 205L58 204H56V205H58V206H56V208H55V211H53V213L54 214H52V212H51V214H48L49 213V211H47V209H49V210H53L54 209V207H55V204L52 202V205L54 204V206H51L50 208H47L46 209V211H47V213H43V212H46V211H44L43 210V208L45 209V205L47 204L46 202H48V200ZM53 199H57V200H53ZM86 199V200H87ZM94 199H95V201H94ZM99 199V200H98ZM63 200V201H62ZM79 200V199H78ZM89 200H91V201H89ZM7 201V202H6ZM19 202V200H14V202ZM49 201V202H50ZM59 201V202H58ZM61 201V202H60ZM12 202H13V199H11V201L9 202V203H11L12 204ZM99 202H100V204H99ZM3 203H2V206H5V205H3ZM28 204V205H26V204ZM63 203V204H62ZM106 204H107V202H105ZM16 204V203H15ZM44 204V205H43ZM50 204V203H49ZM88 205H89V207H91L90 206V204L89 203H87ZM197 205V204H196ZM195 205V206H196ZM1 206V205H0ZM7 206V205H6ZM5 206V207H6ZM8 206H9V204H8ZM7 206V209L5 208V212H3V209H1L2 211V213H0L1 215H0V222L2 223V221H4L3 222V225H4V223L6 222L7 224H8V222H9V225H10V221H9V219L11 218V217H14L13 216V214H15V215H17L16 216V218H18V219H20L21 218V215H19V217H18V214H16V213H13L12 211H10L11 209H12V206H11V209L9 208ZM25 206V207H24ZM31 206V208H33ZM39 206V205H38ZM105 206V205H104ZM200 206V208H198V207ZM196 206V210L198 211L197 213H195V217H198L200 214H202V212H203V205H197ZM47 207H49V205H47ZM106 207V206H105ZM3 208V207H2ZM35 208V207H34ZM58 208V209H57ZM62 208V207H61ZM198 208V209H197ZM10 209V210H9ZM40 209H42V210H40ZM92 209V208H91ZM25 210V209H24ZM31 210V209H30ZM20 211H18V213L20 212ZM34 211V210H33ZM91 211V210H90ZM10 212V213H9ZM92 212V211H91ZM196 212V211H195ZM21 213V212H20ZM193 213H194V211H193ZM22 214V213H21ZM43 214H44V216H43ZM47 214H48V216H47ZM95 214V215H96ZM196 214H198V215H196ZM68 216H67V218H66V221L68 220V222L67 223H72V224H70L69 226H72L73 228H75V227H78V231L80 232V233H84V230H83V227L81 226V224H82V222H83V220L81 219L80 220V218H79V216H78V218L76 217V216H74V218L73 217H71L72 219H70L69 220V214H67ZM8 216H9V218H8ZM38 216H41V217H38ZM57 216H58V214H57ZM43 217V218H42ZM47 217H48V219H47ZM61 216H58V218H60ZM65 217H66V215H65ZM29 218H31V219H29ZM47 220H46V219ZM50 218V219H49ZM57 218V217H56ZM76 218V219H75ZM2 219V220H1ZM18 219H16L17 220V222H18ZM33 219H32V221H33ZM42 219H44V220H42ZM12 220H14L13 218H12ZM54 220V219H53ZM71 220H73V221H71ZM31 221V222H32ZM35 222L37 221V220H34ZM51 223H49V222ZM12 222V221H11ZM14 223H15V225H16V222L15 221H13ZM49 224H48V223ZM53 222V221H52ZM74 222H76V223H74ZM19 223V222H18ZM49 225H47V224ZM73 223H74V225H73ZM106 222H104V220H102V224H105ZM7 224H5V225H7ZM19 224V226H21ZM38 224H39V222H38ZM9 225H7V226H9ZM14 225V224H13ZM18 225V224H17ZM32 225V224H31ZM35 225V224H34ZM41 225V226H42ZM28 226H25V227H28ZM38 227H39V225H37ZM36 226V228H38ZM67 225H65V223H64V226L62 225V226H58L57 228H55L54 229V231L56 230V233H59V229H62L63 227L65 228ZM3 227V226H2ZM12 227V226H11ZM15 227H17V226H15ZM21 227H23V226H21ZM24 227V228H25ZM106 224L104 225V227H102V231L101 232H103V233H106L107 232V230H106ZM4 228V227H3ZM7 228V227H6ZM6 228H4V229H6ZM10 228V227H9ZM9 228H7L6 230V232H8V229ZM31 228H32V226H31ZM34 228V227H33ZM2 229V228H1ZM13 229H14V227H13ZM13 229H9V231H12ZM23 229V228H22ZM22 229H20V230H22ZM29 229V228H28ZM40 229H42V228H40ZM39 228H38V230L39 231H41ZM14 230H16V229H14ZM20 230L18 231V232H20ZM27 230V229H26ZM33 230H37V229H33ZM32 230V231H33ZM43 230V229H42ZM104 230H106V231H104ZM5 231V230H4ZM3 230H2V232H4ZM22 231H24V230H22ZM31 231V230H30ZM46 231V230H45ZM5 232V233H6ZM13 232V231H12ZM11 232V233H12ZM17 232V233H18ZM1 233V232H0ZM3 233L2 234V236H1V234H0V237H3V235H4V237H5V235L6 234H8V233ZM22 234H23V232H21ZM20 233V235H22ZM26 233V232H25ZM27 233L29 234V232L27 231ZM36 233V232H35ZM41 233H43V232H41ZM47 233V232H46ZM19 234V233H18ZM31 234V233H30ZM12 235L13 236H15L13 233H12ZM11 235V236H12ZM37 235L38 234H36V236L33 234V236H35V237H37ZM8 238H10L9 237V235H6ZM19 235H17V237H18ZM23 236V235H22ZM40 236H42V234H40ZM45 236V235H44ZM44 236H42V237H39V239H41V238H44L45 239V237ZM47 236V235H46ZM59 235H57V237H58ZM63 236V235H62ZM61 235H60V237H62ZM24 237V236H23ZM22 237V238H23ZM27 237V236H26ZM28 237H29V235H28ZM56 238V239H63V238ZM6 238V237H5ZM12 238V237H11ZM11 238L8 240L7 238V242L6 243H4L5 241H0V243L2 242V244H0L1 246H5L6 245V247L7 248H5L7 251H4V248H2L3 249V254L5 255V257H6V259H9V261L8 260H6L5 258V260L3 259V255H2V257H1V253H0V258H1V261H2V263H1V261H0V264H19L18 262H21L22 260L21 259H26V257H24L25 255H28L27 253L26 254H24L25 252H24V249L22 250V249H20L19 247H21V248H25V247H22L23 245L24 246H26L25 245V243L27 242V240H29V239H22L23 241H21L20 240V242L18 243L17 241H15V243H16V246L14 245L13 246V244L11 245V243H13V241H11ZM30 238H31V235H30ZM86 238H87V242H86V247L87 248H89L88 249V254H85L84 252V250H80V249H78L77 251H72L70 254H72V255H75L76 253H80V255L79 256H77V260L78 261H80L79 263L81 264V263H83L84 261H92L95 257H97V256H99V254L101 253V251L106 247V245L104 244V242H102V240L101 241H99V242H95V243H93L92 242V240L91 239H89V237L88 236H86ZM217 238V237H216ZM216 238H214V239H216ZM3 238H1L0 240H2ZM14 239V238H13ZM12 239V240H13ZM19 239H20V237H19ZM32 239H34V238H32ZM43 239V240H44ZM213 239V240H214ZM220 239H221V241H224V240H227L225 237H223V238H221V236H220V238L218 239H216L217 240V242H221L220 241ZM3 240H5V239H3ZM24 240H26V241H24ZM31 240V239H30ZM37 240V239H36ZM35 240V241H36ZM43 240H41V241H43ZM8 241H10V242H8ZM34 241V240H33ZM32 241V242H33ZM35 241H34V243H35ZM37 241H39V240H37ZM40 241V242H41ZM46 241V240H45ZM63 241V240H62ZM61 241V242H62ZM32 242L30 243V241L28 242V243H30V245H32ZM38 243V242H36V243H38L37 245H39V247H40V244L41 243ZM14 243V244H15ZM23 243V244H22ZM28 243H27V245H28ZM62 243H64V242H62ZM7 244H10L11 246H7ZM21 246H20V245ZM43 244V243H42ZM140 244V245H139ZM139 244H137L138 246H140V248L139 249H137V251H136V249H135V251H133V252H135V253H133V255L131 254V252L129 251L127 254L129 255V257L131 258V255H132V258L130 259L128 256H127V254H126V252H122L123 253V257L126 255V257L125 258H127L126 260H127V263H129V262H132V260H133V262L135 261V264H138V263H141V261L142 262H145V263H147V261L149 260V262L151 261H160L161 259H164V257H166L167 255V253L168 254H170L169 253V248H168V250H167V248H166V250H167V253L165 254L164 252H165V249L163 248V246L164 245H162V246H158L157 244H156V247H154V248H151V247H153V246H151L152 244H149V243H147L146 245H145V243H144V245L147 247H145V246H141V244H143V243H139ZM29 245V246H30ZM36 245V246H37ZM64 245V244H63ZM137 245H135V246H137ZM161 245V244H160ZM13 246V248H14V251H12L13 250V248H11ZM17 246H19V247H17ZM65 246V245H64ZM158 246V247H157ZM16 247V248H15ZM33 247H34V245H33ZM32 247V249H34L35 250V248H33ZM41 247H42V245H41ZM141 247H142V249H141ZM11 248V249H10ZM17 248H19L22 252H24V253H20V250L18 249V250H16ZM138 248V247H137ZM143 248H145V250L143 249ZM161 248V249H163V250H161V251H159V249ZM0 249H1V247H0ZM1 249V250H2ZM153 249V250H152ZM25 250H28V248L26 247V249ZM31 250V249H30ZM33 250V251H34ZM41 250V249H40ZM143 250V252H141ZM18 251V252H17ZM154 253H153V252ZM2 252V251H1ZM30 252V251H29ZM35 252V251H34ZM33 252V254H35ZM138 252V253H137ZM163 253V254H161V253ZM18 253V254H17ZM37 253H38V251H37ZM39 253H42V252H40L39 251ZM141 254V255H138V254ZM17 254V255H16ZM131 254V255H130ZM13 255V256H12ZM22 255V256H21ZM24 255V256H23ZM39 255V254H38ZM164 255V256H163ZM210 252L208 253L207 252V256L208 257H206V259L208 260L209 259V257H210ZM12 256V257H11ZM32 256V255H31ZM154 256V257H153ZM16 257V258H15ZM24 257V258H23ZM33 257V256H32ZM39 257V256H38ZM37 257V258H38ZM122 257V258H123ZM169 256H167V258H168ZM11 258V259H10ZM18 258V259H17ZM29 258H31V257H29ZM134 258H135V260H134ZM3 259V260H2ZM13 259V260H12ZM20 259V260H19ZM25 259H24V262H25ZM28 259V258H27ZM44 259V258H43ZM128 259H130V260H128ZM206 259H204V261L205 262H207V260ZM33 260V259H32ZM31 260V261H32ZM40 260V259H39ZM141 260V261H140ZM5 261V263H3ZM11 261V262H10ZM13 261V262H12ZM31 261H30V259H29V262L31 263ZM33 261H35V260H33ZM37 261H38V259H37ZM36 261V262H37ZM45 261V260H44ZM162 261V260H161ZM8 262V263H7ZM148 262V263H149ZM55 263V262H54ZM22 264H23V262H22ZM25 264V263H24ZM28 264V263H27ZM38 264V263H37ZM46 264V263H45ZM130 264V263H129ZM134 264V263H133Z\"/></svg>", "mask_w": 264, "mask_h": 264}, {"label": "clouds", "instance_id": "9594fccd", "mask_svg": "<svg viewBox=\"0 0 264 264\" xmlns=\"http://www.w3.org/2000/svg\"><path fill=\"white\" fill-rule=\"evenodd\" d=\"M111 143L123 148L125 141L122 138H113ZM186 199L203 205V212L195 219L199 228H212L223 224L232 205V197L220 193L214 182L199 185L184 193ZM210 257L206 264H236V246L231 239L221 242L212 241L209 245Z\"/></svg>", "mask_w": 264, "mask_h": 264}]
</instances>
